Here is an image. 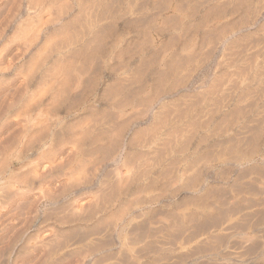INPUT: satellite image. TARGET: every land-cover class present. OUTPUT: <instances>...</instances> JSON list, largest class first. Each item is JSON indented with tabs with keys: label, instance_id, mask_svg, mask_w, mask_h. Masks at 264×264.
<instances>
[{
	"label": "rangeland",
	"instance_id": "1",
	"mask_svg": "<svg viewBox=\"0 0 264 264\" xmlns=\"http://www.w3.org/2000/svg\"><path fill=\"white\" fill-rule=\"evenodd\" d=\"M17 1L18 0H0V27H1L0 28V54L2 53L1 51H3L1 56L3 57V54L5 55L3 57L4 59L0 57V60H1L0 66L1 67H2V65H3V67H5L6 65L10 66L9 63H11V61H12L11 58L16 59L17 56H21L18 59H16V61L13 60L11 67H9L10 69L8 70V74H6V76L4 77L5 80L8 82L7 85L8 84L9 85L7 86V88L5 87V89L0 92V95L1 94L3 95L4 91H6V90H7V92H9L14 87V85H15L14 83H17V85L22 84V83H20V81L22 82L23 79H24L23 82L28 81L30 79L28 77V75L31 77V75H32L31 73H33V75L37 74V76H40V73L42 71H44V69H45L44 68L45 63L47 64V62L51 61L52 59L57 60L58 56L64 57V54H67V52H70V51H59V52L55 51L54 49L57 48V46H55L56 40H54L53 42H50L51 44L54 43L52 45L50 43H48V44H50V46H47L48 44L43 43V41L45 42V38H48L47 39L48 41L50 40L49 39L50 36H48V35H50L49 34L50 33L49 28L50 27L49 26L47 27V23L51 20L50 17H54L53 14H56V12L51 11L53 14L51 13L52 15L49 17V16H47L49 13H46L47 15L45 14V16H43L44 13H40L41 12L40 10L43 9L42 10V12H43L44 9L48 7L47 4H49L51 0H44V1L42 0L41 1L42 3L37 1V0H34L35 2H33V3H35V4H33L34 6L32 5L31 7L32 8L35 7V9H34L35 13H33V9L31 10L32 12L28 9L30 4H32L29 2L30 0H23V1L20 0V2H21L20 9L21 10L19 12L15 9L12 10L11 9L12 4H13L12 7H15L14 4L16 5L15 2H17ZM45 1L47 4L44 3ZM47 1H49V2H47ZM121 1H124V2H121L122 8H120V14L118 12V14L115 16L116 18H118L119 15H120V17L125 16L124 18H121V28L116 29L114 31L115 35L114 34H113V36L109 35V37L107 35V37H106V49H109L112 47H114V48L117 47L116 50L113 51L114 52L113 57L110 55V53H111L110 51L99 52L100 54L96 52V53H93L92 59H96V61H99L98 64H96L95 60L92 61V59H90L92 57L91 56L87 60L91 64L88 63L86 61V59H84V61L87 62L85 65H84V61L79 60L76 64L73 61L72 64L69 66L70 68H72L74 65V68H75V69L73 68L74 70L72 69L73 71H71V73L73 72L72 73L73 76L72 75H71L72 77L70 76L69 82H72L74 80H80L81 77L82 78L84 77L85 80H86V78L89 80L90 85L92 83L96 84L95 87H94V84L91 85V87L88 86L89 85L88 83H84L85 85L81 84V83L74 85V86L78 87L74 99H71V95L68 94V92H69L68 90H67V92H65L66 90L64 91L65 93H63V94H66L67 99L64 98L65 97V95H64V96H62L63 99L62 98L61 99L63 101L65 99V101L63 102L61 100L59 103L64 104V108H66V107L70 108L73 105L74 107L72 106L70 109L66 108L70 112H72V115L65 117L64 114H61V115L52 114V113L46 114V112L39 115V117L41 116L40 119H42V121L45 123V126H46L45 128H47L46 132H47V130L49 132L46 133L47 135L45 133H43V134L41 133L43 136L41 134H39L40 136H39L38 140H37L36 136H35L36 140L32 136L33 141L31 140V138H32L31 136H30L31 138L28 136L30 138V140H28V137L25 136L27 138H25V137H21L19 139H15V138L12 139L11 138L12 141H10L11 139L7 136L8 135L7 133H4L3 134L4 136L2 137V139H0L1 150L2 151L4 150L6 152V154L13 153L14 157H15L14 165L12 167V175L9 176V180L11 177H15V178L17 177L18 179L16 178L17 180L14 179V181H11V183H9V185L10 184L11 185L10 186L8 185L9 186L8 190L10 192H12L16 188V185L19 183V188L24 190V192H26V190H27L26 194L27 193L30 194V192L32 194V196L29 197V199L23 200V203L22 202L20 203L21 206L19 205V207H21L23 210L20 209V211H19V209H16L15 210L16 212L14 211V214L12 212H10V214L6 213L7 216L5 215L1 218L4 221L0 219V221L2 222V223L0 222V234H1L0 235L1 236L0 237V244H1L0 245V249H1L0 250V264H16L17 261H19V263L17 262V264H22L24 262H28V260H29L28 258H30V257H31V259L32 258L33 259L32 260L30 259L29 261H34V262L38 261L36 264H39V261H40V263L44 262V264H56V263H58V264H106V263L107 264H110V263L111 264H121V263L122 264H128V263L129 264H178V263L179 264H264V239H263L264 238V208H263L264 207V175L263 176H262V174L257 175V173H255L258 170L257 165L259 167L260 166L262 167L264 165V128H263L264 127V123H263L264 121L262 122V120H264V115L261 116L262 114H264V111H263L264 110V70H263L264 69V63L261 62L262 56L257 57L258 56L257 53L260 52L259 55H261V50L264 46V41H263L264 40V26L262 29L263 31L260 29L262 27V25H264V13L259 14V15L257 14V16H256V14L253 15L251 13V17L253 19H255L251 23V21L253 19L252 18L250 19V15L248 13L246 14V12H243V15H242L243 10H241V11L239 10V7H237L238 3L236 2V0L235 1L234 0H209V1L208 0H190V1L189 0H185V1L184 0L183 1L182 0H175V1H180L183 5L186 4L185 6H183L181 4L182 7H184L183 10H185V12L183 11V13L180 14L181 17H179L178 20L174 19V18H176V16H174V18L172 17L173 20H175V21L170 20V22L171 21H173V22H171V23L169 22V24H168L169 26H167V30H166L164 27V24L162 23L163 18L161 16L162 12L160 10V9L165 7L164 3L167 2L166 0L163 2L164 6H162V8L158 4L160 0H138V1L137 0H121ZM152 1H153V3H152ZM156 1L158 2V3H156L158 6H155L156 4H154ZM168 1H171V0H168ZM194 1L195 2L197 1V4H198L197 6H196V3ZM128 2H130V3H128ZM160 2L162 5V0ZM183 2H186V3H183ZM190 2H191V4H190ZM201 2H202V4H201ZM40 3H41L40 6H42V7H39ZM43 3H44V8L42 5ZM136 3L138 5H136ZM236 3H237V6H236ZM37 4H38V6H36ZM129 4H130V6H129ZM153 4H154V6H153ZM201 5H202V7H201ZM215 5L216 6L218 5L217 8L219 9V7H220L221 9L218 10ZM127 6L129 7V9ZM145 6H147L148 8ZM189 6H191V7H189ZM198 6H200V8ZM212 6L213 7L215 6V8H213ZM135 7H136V9H135ZM185 7H186V9H185ZM133 8L136 12L133 10ZM194 8H196V9L199 8V10L196 11L197 13L195 16L194 15L192 16L191 13L196 10ZM209 8H211V10H208ZM26 9H28L31 14ZM137 9H139V10H137ZM214 9H216V11L218 10V13H220V15H221L218 20L214 19L216 16L213 17L214 12L217 15V13ZM7 10H8V12H7ZM128 10H130L129 15L127 13H126L127 15H124L126 11L128 12ZM222 10H224V11H222ZM230 10H232V12ZM13 11L16 13V15H14L15 13ZM133 11H134V13H133ZM162 11H163V9H162ZM207 11L213 12V16H211V18H210L212 21L209 20L211 22H209V23L205 22V25H204V23H203L204 18H202V17H204L205 12H207ZM6 12L8 15L6 14ZM155 12H156V14H155ZM20 13H22V14H20ZM239 13H241V14H239ZM121 14H123L124 16ZM150 14H152V15H150ZM159 14H161V15H159ZM245 14H246V17H245ZM11 15H13V16H11ZM26 15H28L29 20L27 19ZM241 15L244 18H242ZM247 15H249L248 18H247ZM30 16L31 17L36 16L37 19H38V17L40 19V20L38 19L39 20V22H38L36 20V17H34L33 18L34 22L33 23L29 22V23H32V25L34 23L36 25L43 24L42 20H43V22H45V25L43 27H41L42 25L40 27L38 26L40 28V34L38 33V35H40V39H39V36L35 34V33L39 32V29L37 26L31 28L32 32L35 30L33 32L34 34L30 31V29H28V31H30V32L29 33L27 32L28 34L32 33V35H29L30 38L34 37L35 35L38 36L37 40H40V42L38 41L39 43L36 40H35V42L31 41L30 43H28V41H27V43H26V39H29V41H30V38L26 37V36H28L26 33H24V36H22L23 35V34H21L22 32H19V29H17L18 27L20 29L23 27V29L24 30L26 29L25 31H27V27L31 26V25L26 24L28 22H26L25 19H27V21H31L32 18H29ZM158 16H160V17H158ZM178 16L179 15H177V17ZM182 16L183 17L188 16V18L184 19ZM133 17L135 19L137 17H138V19H140V17L143 19V21L141 20L142 23L140 20L136 19L137 22L140 21L139 22L140 26L135 25V24H139V23H135L136 21L134 20ZM199 17L202 19H200ZM212 17H213V19H212ZM46 18L47 19L50 18L49 21L45 20ZM131 18H133V20H131V23L129 22V25L130 24L131 25L127 26V24H128L127 22H128V20L130 21ZM181 18H183V19H181ZM245 18L247 19L246 20L247 22L243 21V25H241V23H242L241 20H245ZM238 19L241 21L240 23H239ZM20 20H21V22H22V20H24V23H21ZM149 20L151 22H149ZM181 20H183V21L181 22ZM19 22L21 24H19ZM132 22H133V24H132ZM201 22H202V24L200 25L199 23H201ZM173 23L177 24L178 26H174ZM180 23H181V25H180ZM192 23H193V25H196V26L193 27ZM224 23L226 26L228 25L229 27H232L231 24H234V27L231 30V32H230L229 27L225 26V28L229 29V31L226 29L227 32H230V33H227L225 30V32L227 33V34L223 33L225 36L223 34H221V31H219V30H224ZM226 23H229L230 25L226 24ZM260 23H261V25H260ZM35 24L33 26H35ZM20 25L22 27H20ZM219 25L222 27V29ZM136 26H137V29H135L136 30V32H135L134 28H136ZM144 26L145 27L147 26V27L143 30L142 27H144ZM148 27L149 28L151 27V29H149ZM160 27H163L165 29V31L162 29L160 32ZM131 28H132L133 32H135L134 35H133ZM45 29L46 30L48 29V30L46 31ZM148 29L150 30V34H148L149 33ZM184 29H186V30H184ZM190 29H192V30H190ZM24 30H23V32H25ZM36 30H38V31L36 32ZM146 30H147V34L149 36L151 35V37L153 39L158 38L159 41L156 42L157 46L156 45L153 46L156 49L152 50L148 54L143 55L140 51L141 45H139V44L144 39V38H141L140 36L144 37V31H146ZM215 30L217 33L215 32ZM137 32L140 33V35ZM162 32L164 33L163 35L161 34ZM116 33H117V35H116ZM159 33L161 35H159ZM141 34H143V35H141ZM215 34H216V36L218 34L217 37H219L220 34L223 35L224 37L222 36V38L221 37L217 38L215 36ZM246 34H248V35H246ZM118 36L121 37L120 38L121 40L117 39V38H119ZM11 37H13V38L11 39ZM22 37H24V39ZM34 38H32V40ZM51 38L54 39V37H51ZM138 38L142 39V40H140V42H138L139 41ZM20 39H21V41H20ZM161 39H162V42L164 44L166 42V43H169V45H171V46L166 44V46L164 45V48L161 51H160V49L157 50L159 48L158 45L161 43ZM184 39H186V40H184ZM18 40L20 43L17 42ZM47 40H46V42H47ZM116 40H118L119 42ZM173 40H175V42H173ZM13 41H15L17 43H15ZM230 41H232V42H230ZM110 42L114 46H112ZM117 42L120 44L121 48H119V46H117V45H119V44H117ZM31 43L33 46L29 47V45H27V44H31ZM137 43H138V45L135 46V44H137ZM239 44H240V46H239ZM258 44H260V45H258ZM39 45L46 46L45 48L46 49L49 48V50L51 48L50 53L48 51H46L47 53H49V55H51V52H53V51H54V53H56V52L57 53L52 54V56H49L47 53H45V56H44V54L42 55V53H40L42 55V58L45 59L46 55H48V57H50V58L46 57L47 59L44 62V64H43V60H41L42 63H40V61H39V63H37L38 61H36V60L37 59L40 60V57H41L39 54H36L39 51L35 52L32 50L33 51L32 52L29 49L30 48H38V47L40 48ZM18 48L20 50L22 49L23 52H24L25 48H27L28 50L25 49V52H24L25 55L23 56V54H22L23 52L20 53L21 51ZM41 48H43V47H41ZM132 48H134V49H132ZM119 49L121 51L125 50V51L121 52L122 55H120V56L117 55V54H119V53H117V51H119ZM4 50H5V52H4ZM42 50L43 49H41V51ZM44 51H43V53H44ZM126 51H127V53L128 52H130V53L127 54ZM62 52H63V54H62ZM134 52H136L137 55ZM176 52H177L178 56H176ZM70 53H68V54L73 56L72 54H74L75 52H72V54H70ZM195 53L196 54L198 53V54L196 55ZM15 54H16V56H15L16 58H14ZM31 54H33L32 57L34 56L32 60H31V57H29V56H31ZM179 54H180V56H182V55L183 56L180 57ZM184 54L186 56H184ZM192 55H194V56L192 57ZM254 55H256L257 59H255L253 57ZM35 56L37 57L36 60H34ZM102 56L103 57L105 56V57L102 58ZM175 56H176V58H175ZM188 56H191V57H188ZM248 56L252 59L254 58V60L251 59L252 60L251 63L253 62V64H254V62H255L254 65L251 63L249 64V60H248V62L246 61L247 59H249ZM67 57H68V55H67ZM141 57L145 58L146 61L147 60L148 61L145 63L144 62L145 59L141 60L142 59ZM179 57L182 60H180ZM183 57H185V58L183 59ZM73 58H72V60H74ZM130 58L132 61L129 60ZM171 58H173V61ZM174 58L175 59L178 58L179 64H183L181 67L182 70H180V68H179L180 65L179 64L177 65L178 62L174 63V61H177ZM186 58H187V60H186ZM191 58H193L194 60ZM70 59H71V57H70ZM112 59H114V60H112ZM189 59H190V61H192V60L193 61L188 62ZM259 59L261 60L260 62H258ZM27 60H29V61H27ZM183 60L185 61L184 63H182ZM243 60H245V61H243ZM33 61L34 62L36 61V63L38 65L35 64ZM171 61H172L171 65L176 64L177 66H179V67H177V66L173 65L174 67L178 68V69L176 68L175 70L181 72L179 75H177L178 72H174L175 70L171 66L169 67L170 70L168 69L169 71L166 70L168 68V66L170 65ZM236 61H238V63H240L239 65L242 64L241 65L242 67L247 65L246 67H244V69L242 68L244 71L242 69H240L242 71L241 72L242 74L239 73L240 70H238L236 68V66L238 65V63ZM241 61L245 62V64L241 63ZM25 62H26V64L27 63H29V64L27 66H25ZM80 62L82 63L83 66L80 65L81 64ZM231 62H233V63H231ZM235 62L237 64L236 66H235ZM68 63L70 64V62H68ZM68 63L64 61V65L66 66V68L69 65ZM150 63L151 64L155 63V64L151 65ZM246 63H248L249 66ZM31 64H34V65H32V67L36 66V68H39L40 72H38V69H36L37 70V73H36L35 72L36 70L32 68L33 71L34 70L35 71L31 72L30 73L31 75L26 73V72H29L27 68H29L31 66ZM41 64H43V65H41ZM94 64H96V66L101 64L100 65V67H101L100 71L97 70L100 67H96L97 69L95 67H92V66H94ZM230 64H232V65H230ZM21 65L24 66L25 68L22 67ZM40 65L42 67H40ZM250 65H252V67ZM137 66H140V67L136 68ZM145 66H147V68ZM241 66L239 68H241ZM77 67H79V70L75 71L76 69H78ZM83 67H86L84 69V72H83L84 74L81 72V71H83ZM88 67L90 70L88 69ZM249 67H251V68H249ZM93 68L95 71L94 76L92 73ZM171 68L173 71H171ZM253 68H254V70H253ZM259 68H260V70H259ZM7 69H8V67H7ZM32 69H31V67L29 68V70H32ZM86 69H87V71H85ZM132 69H133V72L131 71ZM163 69H164V71L166 70V73H169V72L170 73L174 72V73H173V75H172V73H171V75L170 74L167 75L163 71ZM23 70H26L24 72L27 75L23 72ZM134 70H137V72L136 71L134 72ZM261 71H263V72L261 73ZM131 72L135 73L134 74L135 76ZM130 73L132 75H129ZM175 73H176V75H175ZM217 73L220 75H218ZM89 74L91 76H89ZM140 74H144V75L140 76ZM158 74H159V76H157ZM161 74L167 75V78H166L167 82L164 81L165 78L163 79V77H165V76L162 77ZM15 75H17V76H15ZM222 75H225L226 78L223 77V78H225V80L222 78ZM27 77L29 79H27ZM124 77H129V78H124ZM136 77H137V80L135 79ZM170 77H171V79L169 80L168 78H170ZM216 77H217V81H216ZM16 78H18L19 80ZM154 78H156V79H154ZM175 78H178L179 80L175 79ZM182 78H183V80H181ZM96 79H97V81H95ZM117 79H118V81H117ZM138 79H139V81H138ZM173 79H175V80H173ZM158 80L161 82L160 84H159ZM162 81H164L163 84H162ZM174 81H176L175 84H177L178 87L174 84ZM177 81H178V83H177ZM69 82H68V84L70 85V90H71L72 83L70 84ZM215 82H216V84H213ZM218 82L220 84L219 87H218V85H219ZM41 83L44 84L43 82H41ZM41 83L39 85L37 84L38 86H36V88H39L40 90L36 89L34 87L33 92L39 93L42 90L40 88L43 86ZM60 83H61V81L59 82V86L63 85ZM127 83H129V84L131 83V84L129 85ZM165 83H167V85ZM246 83L247 84L249 83V84L247 85ZM64 84H65V82H64ZM173 84H174V87L176 86L175 87L176 89L175 88H174V90L170 89V91H169L168 89L170 87L172 88ZM211 84L216 85V87L213 86L212 90H211V88H212ZM144 85H146V86H144ZM163 85H164V87L165 86L166 87L163 88ZM92 86H93V88H92ZM56 87H57V84H56ZM114 87H115V89H118V92L113 90ZM158 87L160 89H163V90H160ZM208 87L210 90L208 89ZM42 88L44 89V87H42ZM154 88L158 89V90L156 91ZM81 89H83V90H81ZM88 89L89 90L91 89V90L89 91ZM132 90H133V92L134 91L135 92L137 91V92L133 93ZM142 90H144V91L141 92ZM158 91H160L162 93H159ZM210 91H212V92H210ZM120 92H121V94H120ZM138 92H140V93H138ZM154 92H156V94ZM104 94H106V96ZM118 94H120V95H118ZM132 94L133 95L136 94L135 95L136 97L135 96L133 97ZM146 95H151L150 97L153 98V100L151 98H149V96L147 97ZM152 95H153V97H152ZM184 95H186V96H184ZM145 96L151 100H149L147 98L145 100V98H144ZM156 96H158V97H156ZM165 96H167L166 99H165ZM207 97H208V99H207ZM118 100H121V101H118ZM122 100H123V102H122ZM139 100H140V102H139ZM141 100H144V101H142V103H141ZM167 101H169L170 104L172 102V105H170V107H172L174 105V106H176V108L173 106L172 107L173 109L171 108L172 110L171 109L168 110L170 107H169V103ZM173 101L177 105H175V103ZM120 102H122V104H124V103L126 104V102H127L129 105L124 104L123 105L124 108H122L123 106L122 107L120 106V105H122V104H120ZM208 102H210V103H208ZM74 103H76V104H74ZM116 103H118V105ZM164 103L166 106L168 104L167 107H169V108H167V110L164 107L165 106ZM115 104H116V106H115ZM137 104H139V105H137ZM237 105H239V108H237L238 107ZM160 107H164L165 109L161 110ZM235 107L239 111V113H238L239 117L236 115V111L235 112L230 111L231 108L234 110ZM200 108H202V109H200ZM227 111H229V113L227 114L228 115L227 119L229 118V120L231 122L234 121V120L233 121L231 120L234 116L237 117V118H235V121L233 122V123H235L234 125H233V123L230 122V127H229V125L224 126L226 124L223 123V124H221V127L223 130L221 129V127L219 125H218V129H217L216 124H213V125L211 124L210 126L207 125L209 123V121L212 123H213V121H215L214 123L219 122L220 121L219 119H222V115L224 113L226 114ZM240 111H241V113H240ZM102 112H105V113L102 114ZM187 112L188 113L190 112V114H188ZM87 113H88V115H86ZM230 113H233L234 116L232 115L233 117L232 116L230 117ZM165 114H166V116H165ZM184 114H186L188 116L190 115L191 118L194 116L192 118L193 120L190 121L191 118L188 116H185ZM241 114H243V115H241ZM256 114L258 115L257 117L254 116ZM102 115H103V118H102ZM104 115H105V117H104ZM114 115H115V117H114ZM79 116H80V119L84 122V124L82 122L83 128H82V126H80L81 128L78 126L82 131L81 134H84L83 133L84 129L87 133L85 135V136H87V139L85 136L84 137L82 136L83 138L86 139V141H85V139L82 141L83 145L80 142V140H82V139H80L81 135L77 134L78 133V130H76L77 125H75L76 129L74 128L76 130V132L74 130L72 131L71 129H69V130H71L72 132L69 130H68L69 131L68 132L66 129V128L70 127L71 125H74V123H77V124L80 123L79 122ZM83 116L85 117L84 118L85 120L82 118ZM97 116H100V117H97ZM106 116L109 118V120L107 119ZM112 116H113V118H112ZM116 116H118V117H116ZM86 117H88L87 121H86ZM89 118L90 119L92 118V119L90 120ZM99 118L101 121L99 120ZM185 118H186V120H185ZM96 119L101 124L98 121H96ZM207 119H208V121H207ZM92 120H94V123L91 122ZM102 120H103V122H102ZM122 120L123 121L126 120V121L123 122ZM159 120L160 121L163 120V121L160 122ZM194 120L195 121L197 120L196 122H198V123H196ZM205 120L207 123L205 122ZM251 120H252V122L254 120L255 121L252 123ZM72 121H73V123H71ZM165 121H166V123H165ZM259 121H260V123H259ZM89 122H90V124H89ZM116 122L118 123V125L116 124ZM153 122L154 123L156 122V124H154V127H152ZM189 122H191L190 123L191 125L189 124ZM192 122L195 123V125H196L195 128H194ZM255 122H256V124L258 122V124H257L258 126L255 124ZM44 123H43V125H44ZM47 123H48V126L46 125ZM59 123H61V124H59ZM95 124H97V125H95ZM98 124H100V126ZM186 124H189L190 127L192 126L193 128L191 127V129L196 130V132L193 130L192 135L189 132L186 135H182V132L184 130L186 131L187 127H188V129H190L189 125L187 126ZM202 124L203 125L205 124L204 125L205 127ZM227 124H229V121ZM260 124H263V125H260ZM64 125H68V126H65L66 127L65 128ZM78 125H81V124H78ZM157 125H159L158 128H157ZM249 125H250V127L251 126L252 127L250 128ZM254 125H255V127H254ZM84 126H85V128H84ZM116 126H119V127L122 126L121 128H123V131L121 128H118ZM184 126H186V128L182 130L181 127L184 128ZM256 126L257 127L262 126V127H259L257 129ZM88 127H89V130H88ZM114 127L117 128L118 135H119L120 129L123 132V134L121 132V136L119 135L120 139H117L118 136L116 135L117 132H116V129ZM178 127H180V129L182 130L181 133H180V131L178 132V129H177ZM224 127H226V130L224 129ZM231 127H233V128H231ZM90 128L93 129V133L91 132L92 130H90ZM103 128H104V130L111 128L110 130H107L108 131L107 134L110 135L109 136L110 139L113 135V139H111V141L113 140V141H115V143H112L110 141V139H108L109 137L105 138L107 135L106 130L104 131L105 135H104L103 131H100ZM155 128H156V130H155ZM60 129H61V133L63 135H61L58 132V131H60ZM64 129H66L65 132H64ZM152 129L155 131L152 132L153 131ZM228 129H230V130H228ZM97 130L100 132L97 133L98 132ZM172 130H175L174 133L177 130V133H178L177 136H175L176 134H173L174 135L173 139H175V140L168 139V137L172 138L170 136H173V135H171V133H173ZM220 130L222 132V133L220 132L221 134L218 132ZM81 131H79V132H81ZM109 131H110V133H109ZM251 131H254V132L256 131V132L254 133ZM89 132L92 134H90ZM260 132H261V134H260ZM57 133L59 134L58 136H57ZM74 133L76 134V137H77V135L80 136V137H78V140H76L75 136L74 137L72 136V135H74ZM100 133L101 134L103 133L101 137L99 136ZM111 133H112V135H111ZM133 133H135V134H133ZM136 133H138V136L142 133L141 136L143 137V135H145V137H143V138L138 137V136H136ZM179 133L182 136H186V138L189 137V139L182 137V140H181V138H180L181 136L179 135ZM31 134L32 133H30V135ZM93 134H95L96 136H93ZM250 134L252 137L249 136ZM254 134L258 135V136H256L257 138H253V137H255ZM60 135L63 137V140L65 138V140H64L65 142L63 140H61L62 137ZM187 135H189V136H187ZM103 136H105V137H103ZM92 137H94V138L99 137V138L96 140L95 139L93 140ZM134 137H136V138H134ZM176 137H177V140H176ZM229 137L235 139L236 141L238 140L239 143H241V141H242V143H241V145H239V147L244 146V149H246V150H244L242 147L241 148L242 150L239 149V151L240 150L242 152L246 151L245 152L246 154H244V155H248L250 153V152L248 153V151L252 150L253 146H257V145H255L257 143L258 144L257 149H259V151L257 154L253 155L254 157H256V160L254 162H236L233 160L235 163L233 161H229L226 163L216 162L215 158H217L218 152L220 151L219 153H221V150H222V148H220V146L222 145V147H223V145H225L224 142H226V146L229 144L231 145V139ZM242 137H243V139H242ZM250 138L252 141H254L255 139H258V138H259V140L257 142L255 140L256 143H254L250 140ZM89 139H92V141ZM99 139H101V141ZM104 139H107L108 141L104 140ZM140 139H141V141H140L141 143H139ZM166 139H168L169 141ZM185 139H186V141H185ZM233 139H232V142H233ZM248 139L252 142V143L250 142L249 145L247 144L249 142ZM5 140H8L6 142H9L8 144L12 145L13 147L12 146L10 147V145L5 146L7 144V143H5ZM26 140L28 141V143L26 142ZM97 140H98V142L99 141L100 142L96 143ZM227 140H230V143ZM235 140H234V143L232 145H235ZM29 141L30 142L32 141V143L30 144ZM74 141H78V144H76ZM89 141H91V142H89ZM173 141H175V142H173ZM46 142L50 145V147H48V149H46V150H43L42 146ZM66 142H68V143H66ZM72 142L74 143L75 147H76V145H79V143H80L81 149L79 147H76L78 149L74 150V147H72L73 146ZM92 142H93V144L96 143V144H99L100 146L102 145L101 148H103L102 149L103 151L101 150L99 145H98L99 149H96L97 145H95V144L92 145ZM106 142L111 145L112 149L109 147L110 146L109 144L107 145ZM167 142L168 143L171 142V143L168 144ZM238 142H236V143H238ZM24 143H26V144H24ZM89 143H91V144H89ZM136 143H138V144H136ZM103 144H104V146H103ZM84 145L86 148L84 147ZM87 145H90V147L89 146L87 147ZM91 145H92V147H91ZM113 145L116 146L117 148L114 147ZM52 146H53V149L55 151L52 149ZM166 146H169V147H166ZM226 146H225V148H226ZM249 146H250V148H249ZM7 147L8 148L10 147V150H8ZM29 147H31V148H29ZM82 148L85 149L84 153L88 152L89 154L87 153L88 155H84L82 153L83 152ZM91 148L95 149V150H93L94 151L93 153L95 155L92 154V152H89V151H92ZM225 148H224V152L226 150ZM86 149L88 150L87 152H86ZM148 149L151 151H149ZM162 149H163V152H162ZM254 149L255 148H253V151H254ZM71 150L73 151V153L71 152ZM50 151H52L53 153H50ZM62 151L63 152L65 151V152L63 153ZM99 151H101V152H99ZM104 151L105 152L109 151V152L105 153ZM253 151H252V154H253ZM40 152L42 155L40 154ZM56 152L58 155L56 154ZM102 152L105 154L104 155L101 154ZM145 152H146V154H145ZM49 153H50V157L48 156ZM222 153H223V150H222ZM46 154H47V158H46V156H44ZM241 154H243V153H241ZM68 155H70V156H68ZM157 155H159V156H157ZM42 156L44 159L42 158ZM65 156H67L68 158ZM70 157H72V158H70ZM152 157H154V158H152ZM37 158H39V159H37ZM53 158H55L56 160L55 159L53 160ZM61 158H63V159H61ZM156 158H157V160H155ZM67 159H69L68 160L69 162L67 161ZM144 162L145 163L147 162L148 165L145 164ZM39 165H41V166H39ZM56 165H58V167ZM252 165H254V167H251ZM131 166H132V169H131ZM34 167H36V168H34ZM149 168H150V171H149ZM136 170H137V172H136ZM127 171H128V173H126ZM241 171H242V173H241ZM184 172H186V173H184ZM225 172H227V174ZM240 173L242 174V176ZM14 174H16V175H14ZM127 174H130V175L127 176ZM223 174H225V175H223ZM239 174H240V176H239ZM116 175L119 178H116L117 177ZM219 175H220V178H219ZM31 177H32V179H31ZM127 177H129V180L127 179ZM226 177H228V180H226ZM243 177H245V178H243ZM19 178H20V181H19ZM21 178L23 180L25 179L24 182H23V180H21ZM137 178L139 180H137ZM224 178H225V181L223 180ZM170 179L171 180L173 179L174 181L173 180L171 181ZM239 179H241V180H239ZM122 180H124V181L128 180V182L126 181L125 186L120 185V184L125 183ZM21 182H23V183L21 184ZM25 182H26V184H25ZM121 182H123V183H121ZM145 183H146V185H145ZM173 184H175V185H173ZM233 184L236 185L237 188H235L236 186H234ZM255 184H257V185H255ZM150 185H151V187H150ZM211 185L213 187H211ZM128 186H130V187H128ZM219 186H221V187H219ZM10 187H12V188H10ZM246 187L250 188L251 190H249ZM123 188H125V189H123ZM212 188H214V189H212ZM220 188H223L220 190L221 192L219 191ZM224 189H226V191ZM233 189H235V190H233ZM242 189L243 190L245 189L244 192L240 191ZM125 190H127V191H125ZM210 190H213V191H210ZM216 190H218V191H216ZM237 191L239 193L241 192V194H239ZM247 191H248V193H247ZM249 191H250V193H249ZM253 191H255V192H253ZM106 192H108V193H106ZM122 192H123V194L130 193V195H129L130 197L127 196L126 194H125L126 196L122 195ZM134 192L136 193V195H134L135 194ZM210 192H212L213 194L215 192V194H214L215 197L217 199H219L221 197L222 199L220 198L219 200H217L216 198H214V195ZM251 192H253V194ZM140 193H141V195H140ZM35 194H37V195H35ZM210 194H212L213 196ZM216 194L218 196H216ZM219 194H220V197H219ZM107 195H109L110 197L109 196L107 197ZM112 195H113V197H111ZM132 195H133V197H131ZM33 196H35L34 201L37 198H38V200L35 201V203H36L35 208L33 210L30 209V211H29V208H31V207H28L30 203H26V205H25L24 202H28V200H31L30 202H32ZM104 196H106L107 198L106 197L104 198ZM120 196H122V198H124L126 200L128 199V202H131L132 201L131 199H133L132 202L134 203L135 200L139 199V201L144 200V201L150 202V203L147 204L141 210L140 209L133 210L132 216L127 218L128 222L126 221L124 223H120L118 225V227H117L116 223L114 224V223L110 222L111 223V225H110V224H108L107 221H106L107 223L104 222L101 224L99 222L102 220H99V219H98L99 225L97 224V226H98L97 227L95 225V223L97 222V221H95V218H98V217L100 218V216L102 218L104 216L106 219V217H108L107 216L108 213L106 212V210L108 211L111 208H113L114 207L113 205L117 201L116 198L119 199ZM206 196H208V197H206ZM140 198H141V200H140ZM199 198H204L205 200L204 199L198 200ZM231 198L233 200H235L237 203H235V201H233ZM129 199L131 201H129ZM147 199L148 200L150 199V200L148 201ZM192 199H194V200L196 199L195 202ZM197 201H199V202H197ZM225 201L226 202L228 201L229 203L228 202L226 203ZM224 203L226 205H224ZM95 204H97V205H95ZM106 205H108V206H106ZM223 205H224V207H223ZM227 205H229V208ZM237 205H239V209L235 210V208H237V207H234V206H237ZM210 206H212V208ZM85 207L87 209H85ZM208 207L211 209H209ZM225 207H227V208H225ZM217 208L220 210H217ZM222 208H225L226 210L222 209ZM73 209L77 211V213H75L76 216L78 217L79 214H82L80 216L83 219H81L80 216H79L80 218L75 219L74 217H76V216L73 217L71 215V214H73V211H74ZM77 209L81 210V211H78ZM221 209H222V211L223 210L224 211L222 212ZM230 209L233 212L232 211L230 212L229 211ZM262 209H263V211H262ZM134 211H136V212H134ZM216 211L219 213H217ZM78 212H79V214H78ZM221 212H222V215H221ZM252 212H254V213H252ZM17 213L19 215H17ZM90 213H91V215H90ZM209 213L211 214V216ZM212 213H213V215H212ZM229 213L231 216L229 215ZM75 214H73V215H75ZM223 214L224 215L226 214L225 215L226 217ZM70 215L72 217H70ZM134 216H135V218H134ZM222 216H224V218ZM87 217H90V218H87ZM104 217H103V219H104ZM191 217H192V219H191ZM220 217H222L223 220L220 219ZM71 218L74 219V220L72 219L74 223L72 222V220H71V223L69 222V220ZM132 218H134L135 220ZM91 219H93V220H91ZM77 220H79V221H77ZM25 221H27V223L29 222V224H27ZM225 221H226V223H225ZM187 222H189V223H187ZM100 224H101V226H100ZM112 224H114L116 228ZM230 224H231V226H230ZM215 225L217 227L218 226H220V227L217 228ZM94 226L97 227V228L95 227V229L98 230V228H99V230L96 231L94 229ZM147 226L148 227L151 226L150 228H152V229H150V231H148L149 228L147 229L146 228ZM90 227H91V229H90ZM143 227L145 229H143ZM155 227H156V229H155ZM198 227H200V228H198ZM92 228L95 231H93ZM228 228H229V230H228ZM146 229L148 232L145 231ZM42 230H44V231H42ZM52 230H54V233H56L55 236L54 235L48 236L47 233L52 232ZM75 230H77V231H75ZM154 230H156V231L154 232ZM99 231L101 233H98ZM206 231H207V233H206ZM61 232H62V234H61ZM212 232H214V233H212ZM257 232H258V234H257ZM145 233L146 234L150 233L153 236V238L152 239L150 238L147 240L144 239V238H146ZM167 233L170 235H167ZM60 234L62 236H60ZM128 234H130V235H128ZM154 234H156V235H154ZM163 234H164V236H163ZM42 235L48 236V238L45 236V238L47 239L45 242H43L45 244L40 243V242H42V239H44V237ZM157 235H160V237H163L164 239L157 237ZM178 235H180V236H178ZM197 235H198V237H197ZM154 236H156V237L154 238ZM166 236H168V237H166ZM169 236H172L174 239L172 237H169ZM13 237H14V239H13ZM61 237H62V239H61ZM124 237H126V238L132 237V239H135V241H137L136 238L138 239L139 243L138 242L135 243V241L131 240L133 242L132 243L131 241H129L131 238L127 239L128 242L133 244L132 250L137 249L136 251H133V253H132V254H134L132 256H134L135 258H133L131 256L130 251H129V254L125 253V250L127 252V249L123 248V246H124L123 243L126 242L127 240L124 241V239H125ZM140 238H141V240L143 239L142 242L139 241ZM157 238L159 239L158 242L161 245L156 241V240H158ZM202 238H203V240H202ZM35 240H37V241H35ZM51 240L53 243L51 242ZM92 240H93V244L90 243ZM154 240L156 242H154ZM176 240H179V241H176ZM33 241L36 243H34ZM86 241L87 242L90 241V242H88V244L89 243H90V245L92 244L91 245L92 252H91L90 245L88 246ZM174 241H176V242H174ZM77 242L81 243V244L85 243L87 245L85 247L84 246L85 244H83L82 245L83 247L80 246L82 248H79L77 250L76 249H70V248L67 249V246L72 245V243L76 244ZM61 244H63V245H61ZM147 244H149V245H147ZM47 245H49V246L47 247ZM93 245L94 246H101L103 248L100 250V252L99 251H93V248H94ZM150 245H152V246H150ZM154 245H155V248H153ZM44 246H46V249ZM159 247L161 249L159 251H163V252H159L158 250H155V249H158ZM161 247L164 248V250H162ZM84 248H86V249L89 248L90 251H89V249L86 250ZM173 248L175 250L176 249H178V250H176V251L172 250ZM83 249H84V251H83ZM121 249H123V250L120 251ZM167 249H168V251H167ZM132 250H131V252H132ZM140 250H141V252H140ZM66 251H68L69 253ZM79 251L82 254L79 253ZM155 251H156V253H155ZM120 253H121V255H120ZM123 253H125V254H123ZM135 253L136 254L138 253L137 256ZM187 253H189V254H187ZM26 254L27 255L29 254L28 255L29 257ZM37 255H38V257H37ZM140 256L142 257V259ZM65 257H66V259H65ZM138 257H139V259H137ZM15 258L17 259V261ZM35 258L37 261L35 260ZM64 259H65V261H64ZM76 259H78V260H76ZM117 259H118V261H117ZM136 259H137V261H136ZM107 260H109V261L107 262ZM133 260L135 263L133 262ZM79 261H81V262H79ZM34 262H28V263L33 264Z\"/></svg>",
	"mask_w": 264,
	"mask_h": 264
},
{
	"label": "bare ground",
	"instance_id": "2",
	"mask_svg": "<svg viewBox=\"0 0 264 264\" xmlns=\"http://www.w3.org/2000/svg\"><path fill=\"white\" fill-rule=\"evenodd\" d=\"M21 1H23V0H21ZM37 1L41 2L42 0H37ZM43 1H44V0H43ZM60 1L62 2V0H60ZM64 1H66V0H64ZM68 1H69V0H68ZM88 1H89V0H88ZM90 1H91V0H90ZM92 1H93V0H92ZM95 1H96V0H95ZM101 1H102V0H101ZM101 1H100V2H101ZM108 1H109V0H108ZM113 1H114V2H113ZM137 1H138V0H137ZM160 1H161V0H160ZM160 1H159V3L156 1L154 4L158 3V4L161 6V8H162V6H164V4H165V7L162 8L163 11H162V9H160L161 12H162V15H161V14H159V15L162 16V18H163V22H162V23L164 24V27H165V29L167 30V26H169L168 24H169L170 20H173L174 16H176V18H174V19H177V20H178V18L181 17L180 14H182L183 11L185 12V10H183V9H184V7H182L183 4H182L180 1H175V0L168 1V0H166L167 2L163 4V2H164L165 0H162V5H161V2H160ZM182 1H183V0H182ZM184 1H185V0H184ZM189 1H190V0H189ZM208 1H209V0H208ZM234 1H235V0H234ZM29 2L32 3V4H30V6H29L28 9H29L30 11L33 9V13H35V12H34V11H35V10H34L35 7H33V8L31 7L33 4H35V3H33V2H35V1H34V0H32V1L30 0ZM47 2H49V1H47ZM50 2H51V1H50ZM54 2H55V4H56V1H55V0H54ZM54 2H51V4L54 3ZM58 2H59V0H58ZM96 2H97V1H96ZM104 2H105V1H104ZM109 2H110V1H109ZM109 2H108V3H109ZM112 2H113V4H112V6H113L115 2H119V1H118V0H112L110 3H112ZM120 2H124V1H121V0H120ZM135 2H136V1H135ZM148 2H149V1H148ZM194 2H195V1H194ZM206 2H207V1H206ZM229 2H230V1H229ZM236 2L238 3V6H237V3H236V6L239 7V10H240V11L243 10V11H242V15H243V12H246V14L248 13V14L250 15V19L252 18V17H251V13H252L253 15L256 14V16H257V14L259 15V14H263V13H264V0H236ZM11 3H12V2H11ZM15 3H16V5L14 4L15 7H12L13 4H12V6L10 5V6H11V9H12V10L15 9V10H17V11L19 12V11L21 10V9H20V7H21V2H20V0H18V1L15 2ZM41 3H42V2H41ZM41 3L39 4V7H42V6H40ZM44 3L47 4L46 1H45ZM44 3L42 4V5H43V8H44ZM62 3H63V2H62ZM62 3H61V4H62ZM84 3H86V2H84ZM84 3H83V4H84ZM90 3H91V2H90ZM90 3H89V4H90ZM98 3H99V0H98ZM108 3H107V4L105 3V4H106L105 6H107V5L110 6ZM128 3H130V2H128ZM131 3H132V2H131ZM152 3H153V1H152ZM183 3H186V2H183ZM195 3H196V6H197V5H198V4H197V1H196ZM217 3H218V2H217ZM217 3H216V4H217ZM28 4H29V3H28ZM55 4H54V5H55ZM89 4H88L87 6H89ZM121 4H122V3H120V4L118 3V4H117L118 6H117V5H114V6H116V8H118V7L122 8V5H121ZM150 4H151V3H150ZM154 4H153V6H154ZM181 4H182V5H181ZM187 4H188V3H187ZM190 4H191V2H190ZM190 4H189V5H190ZM199 4H200V3H199ZM201 4H202V2H201ZM233 4H234V3H233ZM47 5H48V7L45 5L47 8H45L43 12H42L43 9H41V8H40V9H41V10H40L41 12H40V11H39V12H40V13H44L43 16H45L46 13H49L50 15H49V14H48V15L46 14V15L50 17V16L53 14L51 11H53L54 8L51 7V6H49L50 3L47 4ZM58 5H59V4H58ZM58 5H57V6H58ZM63 5H65V4H63ZM79 5H80V4H79ZM97 5H98V4H97ZM99 5H100V4H99ZM120 5H121V6H120ZM123 5H124V4H123ZM136 5H138V4L136 3ZM141 5H142V4H141ZM151 5H152V4H151ZM185 5H186V4H185ZM185 5H183V6H185ZM193 5H194V4H193ZM22 6H23V5H22ZM33 6H34V5H33ZM36 6H38V4H37ZM59 6H60V5H59ZM59 6H58V7H59ZM61 6H62V5H61ZM81 6L83 7V5H81ZM81 6H80V7H81ZM84 6H85V5H84ZM108 6H107V9H109ZM112 6H110V8H111ZM114 6H113V8L115 9ZM129 6H130V4H129ZM155 6H158V5L156 4ZM194 6H195V5H194ZM196 6H195V7H196ZM215 6H216V5H215ZM215 6H214V7L212 6V7L215 8ZM50 7L52 8L51 10H50ZM54 7H56V6H54ZM58 7H56V9H57ZM89 7L91 8L92 6H89ZM93 7H95V6H93ZM97 7H99V6H97ZM127 7H128V6H127ZM136 7H137V6H136ZM136 7H135V9H136ZM145 7H147V6H145ZM145 7H144V8H145ZM189 7H191V6H189ZM198 7L200 8V6H198ZM201 7H202V5H201ZM212 7H211V8H212ZM217 7H218V5L216 6V8H217ZM26 8H27V7H26ZM30 8H31V9H30ZM69 8H70V6H69ZM69 8H68V9H69ZM86 8H87V7H86ZM86 8L84 7V9H85L84 11L87 10ZM130 8H131V7H130ZM137 8H138V7H137ZM147 8H148V7H147ZM199 8H198V9L194 8V9H196V10L193 11V12L191 13L192 16H193V15H194V16L196 15V13H197L196 11L199 10ZM211 8H209L208 10H211ZM213 8H212V9H213ZM235 8H236V7H235ZM24 9H25V8H24ZM28 9H26V10L30 13V11H29ZM59 9H61L60 11H62V10L65 11L67 8H66V6H64V9H62V7H60ZM88 9H89V8H88ZM96 9H98V8H96ZM125 9H126V8H125ZM128 9H129V7H128ZM131 9H132V8H131ZM141 9H142V8H141ZM185 9H186V7H185ZM194 9H193V10H194ZM217 9H218V8H217ZM219 9H221V8L219 7ZM219 9H218V10H219ZM223 9H224V8H223ZM226 9H227V8H226ZM80 10H81V9H80ZM91 10H92V8H91ZM94 10H95V9H93V11H94ZM99 10H100V9H99ZM102 10H103V9H102ZM122 10H123V9H122ZM122 10H121V11H122ZM133 10H134V8H133ZM137 10H139V9H137ZM206 10H207V9H206ZM214 10L216 11V9H214ZM218 10L216 11L217 15H216L215 12H214V16H213V12H212V11H210V12H209V11L205 12L204 17H202V18H204V21H203L204 25H205V22H208V23H209V22L212 21V20L210 19L211 16H213V17L216 16V17L214 18V19H216V20L219 19V17H220L221 15H220V13H218ZM224 10H225V9H224ZM224 10H222V11H224ZM2 11H3V10H2ZM2 11H1V12H2ZM9 11H10V10H9ZM56 11H57V10H56ZM58 11H59V10H58ZM78 11H79V10H78ZM93 11H92V12H93ZM107 11H108V10H107ZM107 11H106L105 13H103V14H105V16H106V14H107ZM110 11H111V10H110ZM118 11H119V9L117 10V12L114 10V11H112V13H110V14H113V12H114L115 15H117V14H118ZM129 11H130V10H128V12L126 11L124 15H127V14L129 15ZM134 11H135V10H134ZM134 11H133V13H134ZM152 11H153V10H152ZM222 11H221V12H222ZM230 11L232 12V10H230ZM3 12H4V11H3ZM7 12H8V10H7ZM7 12H6V14H7ZM10 12H11V11H10ZM13 12H14V11H13ZM31 12H32V11H31ZM65 12H66V11H65ZM65 12H64V13H65ZM69 12H70V11H69ZM81 12H82V10H81ZM94 12H95V11H94ZM96 12H97V11H96ZM100 12H101V11H100ZM103 12H104V11H103ZM123 12H124V11H123ZM123 12H122V13H123ZM135 12H136V11H135ZM149 12H150V11H149ZM158 12H159V11H158ZM161 12H160V13H161ZM198 12H199V11H198ZM225 12H226V11H225ZM234 12H235V11H234ZM14 13H15V12H14ZM51 13H52V14H51ZM67 13H68V12H67ZM70 13H72V12H70ZM75 13H76V12H75ZM126 13H127V14H126ZM142 13H143V12H142ZM194 13H195V14H194ZM223 13H224V12H223ZM18 14H19V13H18ZM20 14H22V13H20ZM30 14H31V13H30ZM57 14H58V13H57ZM57 14H53V16L55 17V16H57ZM62 14H63V11H62ZM82 14H83V13H82ZM82 14H81V15H82ZM91 14H93V13H91ZM155 14H156V12H155ZM211 14H212V15H211ZM239 14H241V13H239ZM246 14H245V17H246ZM7 15H8V14H7ZM14 15H16V13H15ZM33 15H34V14H33ZM35 15H36V14H35ZM60 15H61V14H60ZM63 15H64V14H63ZM63 15H62V16H63ZM65 15H67V14H65ZM70 15H71V14H70ZM76 15H77V14H76ZM76 15H75V17H76ZM85 15L88 16L89 14H85ZM94 15H95V14H94ZM113 15H114V14H113ZM113 15H112V17L114 18ZM121 15H123V14H121ZM124 15H123V16H124ZM150 15H152V14H150ZM177 15H179V16L177 17ZM242 15H241V16H242ZM249 15H247V18L249 17ZM11 16H13V15H11ZM26 16H27V19H28V15H26ZM31 16H32V15H31ZM31 16L29 17V18H32V20L30 19L31 21H27V19H25V21L28 22V23H26V24H28V25L30 24V25H31V26H28V27H27V31H25L26 29L24 30L23 27H22L21 25H20V27H22L21 29H20L19 27L17 28V29H19V32H22V33H21V34H23L22 36H24V33H26V34L28 35V36H26L27 38L29 37V35H32V33L35 31V30H34V31L32 32V31H31V28L36 27V26H37V27H38V26L40 27L41 25H42L41 27H43V26L45 25V22H43V20H42V23H43V24H40V25L38 24V25H36V24L34 23L35 26H33V25H34V24L32 25V23L34 22V21H33V18L36 17L37 15H36V16H33V17H31ZM47 16H46V17H47ZM78 16H79V15H77V18H76L77 21H79ZM82 16H83V15H82ZM90 16H91V15H90ZM146 16H147V15H146ZM148 16H149V15H148ZM200 16H201V15H200ZM4 17H5V16H4ZM54 17H50V18H51V19H54ZM58 17H59V16H58ZM64 17H65V16H64ZM67 17H68V16H67ZM91 17H92V16H91ZM117 17H118V16H117ZM124 17H125V16H124ZM124 17H121V18H124ZM135 17H136V16H135ZM144 17H145V16H144ZM152 17H153V16H152ZM152 17H151V18H152ZM158 17H160V16H158ZM172 17H173V18H172ZM182 17H183V16H182ZM213 17H212V19H213ZM225 17H226V16H225ZM47 18H48V17H47ZM47 18H46L45 20H48V21H49L50 18H49V19H47ZM55 18H56V21H57L58 18H57V17H55ZM72 18H73V17H72ZM82 18H83V17H82ZM99 18H100V16H99ZM102 18H103V17H102ZM104 18H105V17H104ZM119 18H120V15H119ZM133 18H134V17H133ZM133 18H131L130 21L128 20V22H127V23H128L127 26L129 25V22L131 23V20H133ZM145 18H146V17H145ZM171 18H172V19H171ZM183 18H184V19H185V18H188V16H184ZM183 18H181V19H183ZM199 18H200V17H199ZM202 18H200V19H202ZM223 18H224V17H223ZM238 18H239V17H238ZM242 18H244V17L242 16ZM254 18H255V17H254ZM38 19H39V17H38ZM38 19H37V17H36V20L39 22L40 19H39V20H38ZM87 19H88V17L86 18V20H87ZM106 19H107V18H106ZM108 19H109V18H108ZM136 19H137V20H140V21H141V20L143 21V19H142L141 17H140V19H138V17H137ZM136 19L134 18L135 21H136ZM156 19H157V18H156ZM239 19H240V18H239ZM239 19H238V20H239ZM252 19H253V18H252ZM28 20H29V19H28ZM88 20H89V19H88ZM90 20H91V19H90ZM92 20H93V17H92ZM94 20H95V19H94ZM94 20H93V21H94ZM118 20H120V19H118ZM118 20H116V21L118 22ZM177 20H176V21H177ZM209 20H211V21H209ZM246 20H247L246 18H245V20H241V21H242L241 25H243V21L247 22ZM248 20H249V19H248ZM254 20H255V19H253L252 21L250 20L251 23H252ZM72 21H73V20H72ZM77 21H76V22H77ZM81 21H82V19H81ZM100 21H102V19H100ZM100 21H98V23H99ZM104 21H106V20L104 19ZM109 21H110V20H109ZM116 21H115V22H116ZM135 21H134V22H135ZM140 21H139V22H140ZM142 21H141V23H142ZM146 21H147V20H146ZM155 21H156V20H155ZM173 21H175V20H173ZM173 21H171V22H173ZM179 21H180V20H179ZM182 21H183V20H181V22H182ZM241 21L239 20V23H240ZM20 22H21V20H20ZM20 22H19V24L24 23V20H22L21 23H20ZM29 22H32V23H29ZM60 22H62V21H60ZM69 22H70V21H69ZM69 22H68V24H69ZM83 22H84V21H83ZM91 22H92V21H91ZM94 22H95V24H96V20H95ZM115 22H113V23L111 22L110 24H107V23H106V25H107L108 27L111 25L109 28L111 29V28L114 27V29H115V26H114V25L112 26V24H114ZM139 22L136 21L135 23H139ZM149 22H151V21L149 20ZM149 22H148V23H149ZM171 22H170V23H171ZM226 22H227V21H226ZM248 22H249V21H248ZM62 23L64 24V22H62ZM85 23H86V21H85ZM102 23H103V22H102ZM122 23H123V22H122ZM178 23H179V22H178ZM231 23H232V22H231ZM235 23H236V22H235ZM237 23H238V22H237ZM13 24H14V23H13ZM19 24H18V25H19ZM48 24L52 25L53 23L51 24V22H50V23L48 22V23H47V27L50 26V25H48ZM70 24H71V23H70ZM77 24H78V23H77ZM88 24H89V23H88ZM88 24H87V25H88ZM99 24H100V23H99ZM124 24H125V23H124ZM132 24H133V22H132ZM173 24H174V23H173ZM190 24H191V23H190ZM199 24L201 25L202 22L199 23ZM226 24H229V23H226ZM258 24H259V23H258ZM6 25H7V24H6ZM75 25H76V24H75ZM75 25L73 26V28L75 27ZM79 25H80V24H79ZM81 25L85 26L86 24L84 25V24H82V22H81ZM89 25H90V24H89ZM92 25H93V24H92ZM125 25H126V24H125ZM130 25H131V24H130ZM130 25H129V26H130ZM135 25H139V26H140V23H139V24H135ZM135 25H134V26H135ZM180 25H181V23H180ZM192 25H193V23H192ZM229 25H230V24H229ZM237 25H238V24H237ZM246 25H247V24H246ZM260 25H261V23H260ZM56 26H57V25H56ZM62 26H63V25H62ZM68 26H70V25H68ZM94 26H95V25H94ZM107 26H106V27H107ZM153 26H154V25H153ZM174 26H178V25H177V24H174ZM195 26H196V25H193V27H195ZM197 26H198V25H197ZM219 26H220V25H219ZM222 26H223V25H222ZM225 26H226V25H225V23H224V30H219V31H221V34L226 33L227 30L229 31V29H230V32H231V30H232L233 27H234V24H231L232 27H229V26L227 25V26L229 27V29L225 28ZM227 26H226V27H227ZM239 26H240V25H239ZM239 26H238V27H239ZM263 26H264V25H262V27H261V28L259 27V28L262 30V29H263ZM39 27H38L39 32H37L38 30H36V32H37V33H35L36 35H38V33L40 34V28H39ZM59 27L62 28L61 26H59ZM63 27L65 28V30L67 29V25H66V26H63ZM79 27H80V26H79ZM92 27H93V26H91V28H92ZM103 27H104V26H103ZM103 27H102V29H104ZM146 27H147V26H146ZM146 27H145V26L142 27L143 30H144ZM179 27H180V26H179ZM190 27H191V26H190ZM220 27H221V26H220ZM0 28H1V27H0ZM51 28H52V27H51ZM64 28L62 29V31L64 30ZM70 28H71V27H70ZM82 28H83V30H85L84 27H82ZM85 28H86V27H85ZM100 28H101V27H100ZM100 28H99V29H100ZM132 28H133V27H132ZM132 28H131V30H132ZM148 28H149V27H148ZM176 28H177V27H176ZM28 29H30V31L32 32L31 34H28V33L30 32V31H28ZM49 29H50V28H49ZM52 29H53V28H52ZM87 29H88V28H87ZM110 29H109V30H110ZM135 29H137V26H136V28H134V30H135ZM140 29H141V28H140ZM149 29H151V27H150ZM149 29H148V31H149L148 34H150V30H149ZM158 29H159V28H158ZM162 29L165 31V29H164L163 27H160V32H161ZM221 29H222V27H221ZM226 29H227V30H226ZM20 30H21V31H20ZM23 30H24L25 32H23ZM45 30H46V29H45ZM47 30H48V29H47ZM47 30H46V31H47ZM60 30H61V29H60ZM71 30H73V29H71ZM71 30H70V31H71ZM107 30H108V28H105V30H103V31H107ZM109 30H108V31H109ZM184 30H186V29H184ZM190 30H192V29H190ZM225 30H226V32H225ZM4 31H5V30H4ZM50 31H51V30H50ZM53 31H54V30H53ZM58 31H59V30H58ZM81 31H82V29H81ZM81 31H80V33H81ZM87 31H88V30H85V33H86ZM92 31H93V30H92ZM101 31H102V30H101ZM114 31H115V30H114ZM114 31H113V32H114ZM212 31H213V30H212ZM249 31H250V30H249ZM259 31H260V30H259ZM262 31H263V30H262ZM27 32H28V33H27ZM42 32H43V31H42ZM54 32H55V31H54ZM60 32H61V31H60ZM60 32H58V33H60ZM82 32H83V31H82ZM88 32H89V31H88ZM96 32H97V31H96ZM110 32H111V31H110ZM119 32H120V31H119ZM132 32H133V30H132ZM135 32H136V30H135ZM135 32H133V35H134ZM139 32H140V31H139ZM142 32H143V31H142ZM215 32H216V30H215ZM215 32H214V33H215ZM230 32H227V33H230ZM233 32H234V31H233ZM63 33L67 35V33H65V31H64ZM74 33H75V32H74ZM85 33H84V34H85ZM92 33H94V32H92ZM106 33H109V32H106ZM137 33H138V32H137ZM137 33H136V34H137ZM165 33H166V32H165ZM181 33H182V32H181ZM207 33H208V32H207ZM212 33H213V32H212ZM216 33H217V32H216ZM227 33H226V34H227ZM1 34H2V33H1ZM17 34H18V33H17ZM26 34H25V35H26ZM33 34H34V33H33ZM52 34H53V33H52ZM52 34H51V35H48V36H50V38H49L50 40H49V41L47 40L48 38H45V37H44V38H45V42L43 41V43L48 44V43H50V42H53V41L55 40V38H56V34H55V35L53 34V36H52ZM68 34H69V32H68ZM70 34H71V32H70ZM70 34H69V35H70ZM84 34H83V35H84ZM97 34H98V33H97ZM110 34H111V33H110ZM113 34H114V33H113ZM120 34H121V33H120ZM124 34H125V33H124ZM138 34L140 35V33H138ZM138 34H137V35H138ZM148 34H147V30H146V31H144V37L140 36L141 38H144V39L142 40V39H139V38H138V39H139L138 42H140V40H142V41L140 42L139 45H141V50H140V51H141V53H142L143 55L148 54V53H150L152 50L156 49V48L153 47V46H155V45H156V42L159 41L158 38L155 37L156 39H153V38L151 37V35L149 36ZM161 34L163 35L164 33L162 32ZM161 34L159 33V35H161ZM218 34H219V33H218ZM218 34H217V36H218ZM221 34H220L219 37H217L216 34H215V36H216L217 38H220V37L222 38V36H223L224 34H223V35H221ZM260 34H261V33H260ZM36 35L34 36L35 38L32 37V38H34L33 40H32V38H30V37H29V38H30V41H29V39H26V43H27V41H28V43H30L31 41H32V42H33V41L35 42V40H36L37 42H38V41L40 42V40H37L38 36H39V39H40V35H38V36H36ZM41 35H42V34H41ZM44 35H45V34H44ZM60 35H61V34H60ZM60 35L58 36V34H57V36L59 37V38H57V39H58V40L60 39V41H63V40H64V41H63L64 43H66V42H68L69 40H71L70 38H71L72 35L69 36L70 38L68 39V41H67V39H66L68 35H67V36L64 35V37L66 36L65 39L63 38V34H62V38H60V37H61ZM73 35H74V34H73ZM85 35H87V33H86ZM102 35H103V34H102ZM111 35H112V34H111ZM114 35H115V34H114ZM116 35H117V33H116ZM141 35H143V34H141ZM180 35H181V34H180ZM187 35H188V34H187ZM246 35H248V34H246ZM45 36H46V35H45ZM92 36H93V34H92ZM100 36H101V33H100ZM105 36H107V34H106ZM112 36H113V35H112ZM112 36H111V37H112ZM119 36H120V35H119ZM119 36H118V37H119ZM176 36H177V35H176ZM224 36H225V35H224ZM224 36H223V37H224ZM17 37H18V36H17ZM26 37H25V38H26ZM51 37H55V38L53 39V38H51ZM73 37H74V36H73ZM84 37H86V36H84ZM103 37H104V36H102V38H103ZM108 37H109V35H108ZM115 37H116V36H115ZM158 37H159V36H158ZM174 37H175V36H174ZM247 37H248V36H247ZM8 38H9V37H8ZM12 38H13V37H11V39H12ZM22 38L24 39V37H22ZM77 38L79 39L78 36H77ZM77 38H76V39H77ZM105 38H106V37H105ZM120 38H121V37H119V38H117V39L119 40ZM130 38H131V37H130ZM176 38H177V37H176ZM185 38H186V37H185ZM203 38H204V37H203ZM214 38H215V37H214ZM240 38H241V37H240ZM61 39H63V40H61ZM92 39H93V38H92ZM186 39H187V38H186ZM186 39H184V40H186ZM14 40H15V39H14ZM46 40H47V42H46ZM65 40H66V42H65ZM73 40H74V39H73ZM80 40H81V38H80ZM118 40H116V41H118ZM120 40H121V39H120ZM135 40H136V39H135ZM169 40H170V39H169ZM171 40H172V39H171ZM179 40H180V39H179ZM201 40H202V39H201ZM208 40H209V39H208ZM217 40H218V39H217ZM217 40H216V41H217ZM11 41H12V40H11ZM20 41H21V39H20ZM90 41H91V40H90ZM225 41H226V40H225ZM244 41H245V40H244ZM263 41H264V40H263ZM13 42H15V41H13ZM17 42H19V40H18ZM17 42H15V43H17ZM37 42H36V43H37ZM39 42H38V43H39ZM69 42H70V41H69ZM93 42H95V41H93ZM93 42H92V43H93ZM112 42H113V41H112ZM118 42H119V41H118ZM118 42H117V44H119ZM136 42H137V41H136ZM173 42H175V40H173ZM230 42H232V41H230ZM4 43H5V42H4ZM11 43H12V42H11ZM19 43H20V42H19ZM43 43H42V44H43ZM61 43H62V42H61ZM64 43H63V44H64ZM96 43H97V42H96ZM110 43H111V42H110ZM123 43H124V42H123ZM128 43H129V42H128ZM132 43H133V42H132ZM5 44H6V43H5ZM9 44H10V43H9ZM45 44H44V45H45ZM50 44H51V43H50ZM50 44H48L47 46H50ZM52 44H54V43H52ZM52 44H51V45H52ZM63 44H62L61 47L59 46L61 50H62V47L65 48V46H66V44H65V45H63ZM68 44H70V43H68ZM113 44H114V43H113ZM115 44H116V43H115ZM125 44H126V43H125ZM166 44L169 45V43H166V42H165V44H164V43L162 42V39H161V43L158 45L159 48L157 47V48H158L157 50L160 49V51H161V50L164 48V45L166 46ZM210 44H211V43H210ZM213 44H214V43H213ZM215 44H216V43H215ZM229 44H230V43H229ZM232 44H233V43H232ZM27 45H29V47L33 46L32 43H31V44H27ZM94 45H98V44H94ZM111 45H112V43H111ZM132 45H133V44H132ZM136 45H138V43L135 44V46H136ZM258 45H260V44H258ZM39 46H40V48L38 47L39 50H38V49L36 50V48H35V50H33V51H35V52H36V51H37V52L39 51V52L36 53V54H39V55L41 56V57L39 56V57H40V60H38L36 56H35L34 60L37 59V60H36V61H38L37 63H39V61H40V63H42L41 60H43V64H44V62H45L46 59H47L46 57H48V55H49V53H50L51 48H50V50H49V48H47V49L45 48L46 46H42V45H39ZM55 46H57V45H55ZM67 46H68V45H67ZM74 46H75V45H74ZM92 46H93V45H92ZM92 46H91V47H92ZM112 46H114V45H112ZM112 46H111V47H112ZM117 46H119V48H121V47H120V44L117 45ZM133 46H134V45H133ZM156 46H157V45H156ZM169 46H171V45H169ZM239 46H240V44H239ZM29 47H28V48H29ZM41 47H43V48H41ZM68 47H69V46H68ZM68 47H67V48H68ZM87 47H88V45H87ZM167 47H168V46H167ZM186 47H187V46H186ZM224 47H225V46H224ZM234 47H235V46H234ZM257 47H258V46H257ZM64 48H63V50H64ZM84 48H86V47H83L82 50H85ZM93 48H94V46H93ZM98 48H99V47H98ZM116 48H117V47H116ZM116 48L112 47V48L106 49L105 52L110 51V52H111L110 55L113 57V53H114L113 51L116 50ZM169 48H170V47H169ZM183 48H184V47H183ZM12 49H13V48H12ZM18 49H19V48H18ZM23 49H24V48H23ZM25 49L28 50L27 48H25ZM25 49H24V52H25ZM41 49H43V50L41 51ZM80 49H81V48H80ZM86 49H87V48H86ZM94 49L96 50L97 47H95ZM132 49H134V48H132ZM259 49H260V48H259ZM2 50H3V49H2ZM5 50H6V49H5ZM5 50H4V52H5ZM8 50H9V49H8ZM19 50H20V49H19ZM30 50L32 51V49H30ZM44 50H45V51H44ZM65 50H66V48H65ZM78 50H79V49H78ZM88 50H89V48H88ZM88 50H86V51H88ZM97 50H98V49H97ZM117 50H118V49H117ZM245 50H246V49H245ZM257 50H258V49H257ZM12 51H13V50H12ZM16 51H17V50H16ZM20 51H21L20 53L23 52L22 49H21ZM33 51H32V52H33ZM43 51H44V53H43ZM46 51H48L49 53H47ZM52 51H53V50H52ZM56 51H57V50H56ZM79 51H81V50H79ZM79 51H77V53H74V54H72L73 51H72V52L70 51L71 53H70V52H67V54H64V57H65V58H64V57H61V56H58V57H57L58 59L56 58L57 60H55V59L53 60V59H52L51 61L47 62V64L45 63V64H44V68H45V69H44V71H42V72L40 73V76H37V74H36V75H35V74L33 75V73H31V72H34L36 69H38V72H40L39 68H36V66H35V67H34V66L32 67V65H34V64H31V66L29 65V66L31 67V69H32V68L35 69V70L33 71V69H32V70H29L30 67H29V68L26 67V68L28 69V71H29V72H26V73H28V74L31 73V74H32V75L30 74L31 77L28 75V77H29L30 79L27 77V79H29V80L26 81V82H23V81H24V79H23L22 82L20 81V83H22V84H18V85H17V83H14V84H15L14 87H13V88L11 87L12 89H11L9 92H7V90H6V91H4L3 95L1 94L2 96L0 95V137H1L0 139H2V137L4 136V135H3L4 133H7V134H8L7 136H8L10 139H11V138H12V139H13V138H15V139H19V138H21V137H25V136H27V137H28V136H29V137H30V136H31V137L33 136L34 139L37 137V140H38V138H39V136H40L39 134H41V133H42V134H43V133L46 134L47 132H49L48 130H47V132H46V129H47V128H45V127H46V126H45V123L42 121V119H40L41 116L39 117V115H41V114H43V113H45V112H46V114H51V113H52V114H57V115L64 114L65 117L71 115L70 111H69L68 109H66V108H69V107L64 108V104H62V103L60 104L59 102L63 99L62 96L65 95L64 98H66V94H63V93L67 92V90L70 88V87H69L70 85L68 84V82H69V78H68V76H71V75H72L73 72L71 73V71H73L75 68H74V65H73L72 68H70L69 66L72 64V62H73L74 60H75V61H74L75 64L78 62V61L76 62V59H75V58H77V57L81 58L82 56H84V53H83V52H79ZM123 51H125V50H123ZM123 51H121V50L119 49V51H117V53H119V54H117V55H119V56L122 55L121 52H123ZM135 51H136V50H135ZM247 51H248V50H247ZM258 51H259V50H258ZM1 52L3 53V51H1ZM17 52H18V51H17ZM24 52L22 53L23 56L25 55ZM26 52H27V51H26ZM35 52H34V53H35ZM58 52H59V50H58ZM180 52H181V51H180ZM191 52H192V51H191ZM2 53L0 54V57H1V58H3V57L5 56V55L3 54V57H2V56H1ZM15 53H16V52H15ZM30 53H31V52H30ZM40 53H42V55L44 54V56H45V53H47L48 55H46V57H45V59H44V58H42V55H41ZM56 53H57V52H56ZM56 53H54V51H53V52H51V55H49V56H52V54H56ZM68 53L72 54L73 56L69 55ZM82 53H83V55H82ZM90 53H91V52H90ZM126 53H127V51H126ZM129 53H130V52H128L127 54H129ZM134 53L136 54V52H134ZM159 53H160V52H159ZM62 54H63V52H62ZM87 54H88V52H87L85 55L87 56ZM92 54H93V53H92ZM92 54L88 55V56H87V59L83 57V60H82V59H81V60L84 61V59H86V61H87L88 58H90L91 56H92V57H91L90 59H92V58H93V55H92ZM99 54H100V53H99ZM107 54H108V53H107ZM173 54H174V53H173ZM195 54H196V53H195ZM197 54H198V53H197ZM197 54H196V55H197ZM199 54H200V53H199ZM225 54H226V53H225ZM255 54H256V53H255ZM259 54H260V52L257 53V55H258L257 57L262 56V61L259 59L258 62L261 61V62L264 63V46H263V48H262V50H261V55H259ZM12 55H13V54H12ZM20 55H21V54H20ZM32 55H33V54H31V56H29V57H31V60H32L33 57H34V56L32 57ZM67 55H68V57H67ZM104 55H105V54H104ZM131 55H132V54H131ZM136 55H137V54H136ZM159 55H160V54H159ZM159 55H158V56H159ZM190 55H191V54H190ZM223 55H224V54H223ZM15 56H16V54L14 55V58H16ZM44 56H43V57H44ZM62 56H63V55H62ZM86 56H85V57H86ZM115 56H116V55H115ZM132 56H133V55H132ZM162 56H163V55H162ZM176 56H178L177 52H176ZM176 56H175V58H176ZM179 56H180V54H179ZM182 56H183V55H182ZM182 56H180V57H182ZM184 56H186V55L184 54ZM193 56H194V55H192V57H193ZM198 56H199V55H198ZM246 56H247V55H246ZM246 56H245V57H246ZM8 57H9V56H8ZM19 57H21V56H17L16 59H18ZM59 57H60V58H59ZM70 57H71V59H70ZM73 57H74V58H73ZM104 57H105V56H104ZM104 57L102 56V58H104ZM117 57H118V56H117ZM128 57H129V56H128ZM133 57H134V56H133ZM143 57H144V56H143ZM143 57H141V58H142L141 60H144V59H145V58H143ZM180 57H179V59H180ZM188 57H191V56H188ZM195 57H196V56H195ZM223 57H224V56H223ZM248 57H249V56H248ZM253 57H254L255 59H257L256 55H254ZM41 58H42V59H41ZM48 58H50V57H48ZM51 58H52V57H51ZM72 58H73L74 60H72ZM118 58H119V57H118ZM159 58H160V57H159ZM159 58H158V59H159ZM175 58H174V59H175ZM184 58H185V57H183V59H184ZM254 58L252 59V58L249 57V59H247V60L245 59V60H246L247 62H248V60H249V64H250L251 61L254 60ZM3 59H4V58H3ZM9 59H10V58H9ZM11 59H12V61H11V63H9L10 66H9V65L7 66L6 64H5V65H6L5 67H3V65H2V67L0 66V92L3 91V90L5 89V87L7 88V86L9 85V84L7 85L8 82L5 80L4 77L6 76V74H8V70L10 69L9 67H11V64H12L13 60L16 61V59H13V58H11ZM24 59H25V58H24ZM148 59H149V58H148ZM171 59H172V61H173V58H171ZM179 59H178V58L175 59V60H177V61H174V63H175V62H176V63L178 62V63H177V65H178V64H179ZM191 59H193V58H191ZM251 59H252V60H251ZM93 60L96 61V59H92V61H93ZM112 60H114V59H112ZM129 60H131V58H130ZM141 60H140V61H141ZM149 60H150V59H149ZM180 60H182V59H180ZM186 60H187V58H186ZM193 60H194V59H193ZM193 60H192V61H193ZM200 60H201V59H200ZM202 60H203V59H202ZM245 60H243V61H245ZM0 61H1V60H0ZM17 61H18V60H17ZM27 61H29V60H27ZM27 61H26V62H27ZM36 61H35V62L33 61V62H34L35 64H37ZM64 61L67 62V63L70 62V64L68 63L69 65H68L67 68H66V66L64 65ZM89 61H90V60H89ZM115 61H116V60H115ZM115 61H114V62H115ZM131 61H132V60H131ZM147 61H148V60H147ZM147 61H146V59H145L144 62L146 63ZM152 61H153V60H152ZM167 61H168V60H167ZM167 61H166V62H167ZM172 61H171L170 65L168 64L169 66L167 65L168 68H167L166 70H168V69L170 70V68H169L170 66H171L172 68H174V70H175L177 67H179V66H177L176 64H173V65H175V66H177V67H174L173 65H171V64H172ZM192 61H190V59H189L188 62H192ZM219 61H220V60H219ZM223 61H224V60H223ZM231 61H232V60H231ZM239 61H240V60H239ZM243 61H241V63H244V64H245V62H243ZM255 61H256V60H255ZM8 62H9V61H8ZM26 62H25V66H27V65L29 64V63L26 64ZM87 62H88V61H87ZM87 62L84 61V65H85ZM98 62H99V61H96V64H98ZM128 62H129V61H128ZM184 62H185V61L183 60L182 63H184ZM194 62H195V61H194ZM236 62L238 63V61H236ZM236 62H235V66L237 65ZM258 62H257V63H258ZM80 63H81V62H80ZM88 63H90V62H88ZM100 63H101V62H100ZM141 63H142V62H141ZM168 63H169V62H168ZM195 63H196V62H195ZM231 63H233V62H231ZM257 63H256V64H257ZM16 64H17V63H16ZM43 64H41V65H43ZM90 64H91V63H90ZM96 64H94V66H92V67H95V68H96V67H100V65H101V64H100V65L96 66ZM113 64H114V63H113ZM147 64H148V63H147ZM150 64H151V63H150ZM153 64H155V63H152L151 65H153ZM188 64H189V63H188ZM239 64H240V63H238V65H237L238 67L236 66V68H237L238 70H240V69H242V68L244 69V67L247 66V65H246V66L243 65L244 67H242V66H241L242 64H241V65H239ZM246 64H248V63H246ZM249 64H248V66H249ZM251 64H253V62H252ZM254 64H255V62H254ZM254 64H253V65H254ZM37 65H38V64H37ZM41 65H40V67H42ZM80 65H82V63H81ZM121 65H122V64H121ZM144 65H145V64H144ZM151 65H150V66H151ZM179 65H180V67H179L180 70H182L181 67H182L183 64H179ZM186 65H187V64H186ZM217 65H218V64H217ZM225 65H226V64H225ZM230 65H232V64H230ZM21 66H22V65H21ZM82 66H83V65H82ZM89 66H90V65H89ZM128 66H129V65H128ZM184 66H185V65H184ZM240 66H241V68H239ZM250 66L252 67V65H250ZM7 67H8V69H7ZM22 67H24V66H22ZM115 67H116V66H115ZM138 67H140V66H137L136 68H138ZM145 67L147 68V66H145ZM216 67H217V66H216ZM226 67H227V66H226ZM251 67H249V68H251ZM24 68H25V67H24ZM68 68H69V69H68ZM73 68H74V69H73ZM77 68H78V69H76L75 71L79 70V67H77ZM85 68H86V67H83V71H81L82 73L84 72V69H85ZM111 68H112V67H111ZM172 68H171V71H173ZM221 68H222V67H221ZM228 68H229V67H228ZM72 69H73V70H72ZM88 69H89V67H88ZM96 69H97V68H96ZM100 69H101V67L98 68L97 70L100 71ZM115 69H116V68H115ZM177 69H178V68H177ZM218 69H219V68H218ZM237 69H236V70H237ZM243 69H242V70H243ZM89 70H90V69H89ZM166 70L164 71V69H163V71H164L165 73H166ZM169 70H168V71H169ZM236 70H235V71H236ZM245 70H246V69H245ZM253 70H254V68H253ZM259 70H260V68H259ZM259 70H258V71H259ZM263 70H264V69H263ZM10 71H11V70H10ZM24 71H26V70H23V72H24ZM85 71H87V69H86ZM92 71H93L92 73H93V76H94V73H95L94 68H93ZM131 71L133 72V69H132ZM135 71L137 72V70H134V72H135ZM157 71H158V70H157ZM161 71H162V70H161ZM168 71H167V72H168ZM229 71H230V70H229ZM232 71H233V70H232ZM243 71H244V70H243ZM246 71H247V70H246ZM35 72L37 73V70H36ZM110 72H111V71H110ZM132 72H131V73H132ZM139 72H140V71H139ZM159 72H160V71H159ZM174 72H178L177 75H179V74L181 73V72H179V71H177V70H175ZM174 72H173V73H174ZM220 72H221V71H220ZM241 72H242V71L240 70L239 73H241ZM262 72H263V71H261V73H262ZM24 73H25V72H24ZM26 73H25V74H26ZM78 73H79V72H78ZM131 73H130L129 75H132V74L134 75V74H135V73H132V74H131ZM160 73H161V72H160ZM171 73H172V72H171ZM171 73L169 72V73H166V74H167V75H168V74L171 75ZM173 73H172V75H173ZM222 73H223V72H222ZM226 73H227V72H226ZM237 73H238V72H237ZM248 73H249V72H248ZM25 74H24V75H25ZM83 74H84V73H83ZM90 74H91V73H90ZM90 74H89V76L92 75V74H91V75H90ZM150 74H151V73H150ZM163 74H164V73H163ZM166 74H165V75H162V74H161L162 77L165 76V77H163V79L165 78V80H164L165 82H167V81H166V80H167V79H166V78H167V75H166ZM217 74H218V73H217ZM223 74H224V73H223ZM230 74H231V73H230ZM235 74H236V73H235ZM241 74H242V73H241ZM244 74H245V73H244ZM258 74H259V73H258ZM24 75H23V76H24ZM26 75H27V74H26ZM26 75H25V76H26ZM136 75H137V74H136ZM141 75H144V74H140V76H141ZM154 75H155V74H154ZM154 75H153V76H154ZM161 75H160V76H161ZM175 75H176V73H175ZM218 75H220V74H218ZM225 75H226V74H225ZM225 75H222V78L225 77ZM245 75H246V74H245ZM11 76H12V75H11ZM15 76H17V75H15ZM25 76H24V77H25ZM72 76H73V75H72ZM72 76H71V77H72ZM93 76H92V77H93ZM134 76H135V75H134ZM155 76H156V75H155ZM157 76H159V74H158ZM241 76H242V75H241ZM21 77H22V76H21ZM24 77H23V78H24ZM79 77H80V76H79ZM162 77H161V78H162ZM168 77H169V76H168ZM171 77H172V76H171ZM171 77L168 78V79L170 80ZM214 77H215V76H214ZM227 77H228V76H227ZM231 77H232V76H231ZM234 77H235V76H234ZM242 77H243V76H242ZM242 77H241V78H242ZM244 77H245V76H244ZM6 78H7V77H6ZM74 78H75V77H74ZM89 78H90V77H89ZM124 78H129V77H124ZM142 78H143V77H142ZM156 78H157V77H156ZM156 78H154V79H156ZM219 78H220V77H219ZM219 78H218V79H219ZM225 78H226V77H225ZM225 78H223V79L225 80ZM229 78H230V77H229ZM235 78H236V77H235ZM248 78H249V77H248ZM16 79H18V78H16ZM90 79H91V78H90ZM94 79H95V78H94ZM94 79H93V80H94ZM115 79H116V78H115ZM115 79H114V80H115ZM135 79L137 80V77H136ZM135 79H134V80H135ZM163 79H162V80H163ZM175 79H178V78H175ZM175 79H173V80H175ZM230 79H231V78H230ZM250 79H251V78H250ZM18 80H19V79H18ZM70 80H71V79H70ZM91 80H92V79H91ZM107 80H108V79H107ZM132 80H133V79H132ZM169 80H168V81H169ZM178 80H179V79H178ZM181 80H183V78H182ZM220 80H221V79H220ZM220 80H219V81H220ZM240 80H241V79H240ZM60 81H61L60 84H63V85H61V86H59V82H60ZM71 81H72V80H71ZM95 81H97V79H96ZM117 81H118V79H117ZM138 81H139V79H138ZM158 81H159V80H158ZM164 81H162V84L164 83ZM214 81H215V80H214ZM216 81H217V77H216ZM41 82H43L44 84H42ZM64 82H65V84H64ZM84 82H85V81H84ZM91 82H92V81H91ZM136 82H137V81H136ZM175 82H176V81H174V84H175ZM221 82H222V81H221ZM232 82H233V81H232ZM252 82H253V81H252ZM40 83L43 85L42 87H44V89H43L42 87H40L42 90H41L39 93H38V92H37V93H36V92H33V88H34V87L36 88V86H38ZM69 83L71 84L72 82H69ZM113 83H114V82H113ZM123 83H124V82H123ZM160 83H161V82L159 81V84H160ZM177 83H178V81H177ZM180 83H181V82H180ZM182 83H183V82H182ZM37 84H38V85H37ZM56 84H57V87H56ZM72 84H73V83H72ZM93 84H94V87H95L96 84H95V83H92L91 85H93ZM104 84H105V83H104ZM125 84H126V83H125ZM127 84H129V83H127ZM130 84H131V83H130ZM130 84H129V85H130ZM157 84H158V83H157ZM165 84L167 85V83H165ZM169 84H170V83H169ZM174 84H173V87H172V88L169 86V87H170V88L168 89L169 91H170V89H173V90H174V88H175L176 86L178 87L177 84H175L176 86L174 87ZM209 84H210V83H209ZM213 84H216V82L213 83ZM218 84H219V82H218ZM246 84H247V83H246ZM248 84H249V83H248ZM248 84H247V85H248ZM84 85H85V84H84ZM91 85L89 84L88 86L91 87ZM146 85H147V84H146ZM146 85H144V86H146ZM180 85H181V84H180ZM180 85H179V86H180ZM211 85H212V84H211ZM234 85H235V84H234ZM239 85H240V84H239ZM247 85H246V86H247ZM40 86H41V85H40ZM97 86H98V85H97ZM108 86H109V85H108ZM108 86H107V87H108ZM112 86H113V85H112ZM141 86H142V85H141ZM155 86H156V85H155ZM159 86H160V85H159ZM171 86H172V85H171ZM199 86H200V85H199ZM213 86L216 87V85H212V86H211V87H212L211 90L213 89ZM219 86H220V84L218 85V87H219ZM122 87H123V86H122ZM125 87H126V86H125ZM156 87H157V86H156ZM156 87H155V88H156ZM161 87H162V86H161ZM165 87H166V86H165ZM165 87H164V85H163V88H165ZM230 87H231V86H230ZM85 88H86V87H85ZM88 88H89V87H88ZM92 88H93V86H92ZM128 88H129V87H128ZM139 88H140V87H139ZM139 88H138V89H139ZM155 88H154V89H155ZM158 88H159V87H158ZM220 88H221V87H220ZM234 88H235V87H234ZM244 88H245V87H244ZM36 89H39V88H36ZM159 89H160V88H159ZM175 89H176V88H175ZM208 89H209V87H208ZM39 90H40V89H39ZM65 90H66V91H65ZM81 90H83V89H81ZM88 90H89V89H88ZM88 90H87V91H88ZM90 90H91V89H90ZM90 90H89V91H90ZM113 90L118 92V89H115V87L113 88ZM124 90H125V89H124ZM139 90H140V89H139ZM155 90L157 91L158 89H155ZM155 90H154V91H155ZM160 90H163V89H160ZM168 90H167V91H168ZM200 90H201V89H200ZM203 90H204V89H203ZM206 90H207V89H206ZM209 90H210V89H209ZM217 90H218V89H217ZM35 91H36V90H35ZM64 91H65V92H64ZM87 91H86V92H87ZM105 91H106V90H105ZM105 91H104V92H105ZM143 91H144V90H142L141 92H143ZM132 92H133V90H132ZM134 92H135V91H134ZM134 92H133V93H134ZM136 92H137V91H136ZM136 92H135V93H136ZM158 92H159V93H162V92H160V91H158ZM205 92H206V91H205ZM210 92H212V91H210ZM210 92H209V93H210ZM215 92H216V91H215ZM5 93H6V94H5ZM100 93H101V92H100ZM138 93H140V92H138ZM138 93H137V94H138ZM152 93H153V92H152ZM154 93L156 94V92H154ZM159 93H158V94H159ZM102 94H103V93H102ZM116 94H117V93H116ZM120 94H121V92H120ZM120 94H118V95H120ZM127 94H128V93H127ZM201 94H202V93H201ZM203 94H204V93H203ZM210 94H211V93H210ZM213 94H214V93H213ZM215 94H216V93H215ZM67 95H68V94H67ZM75 95H76V94H75ZM104 95L106 96V94H104ZM135 95H136V94H135ZM135 95L132 94L133 97H134ZM153 95H154V94H153ZM153 95H152V97H153ZM189 95H190V94H189ZM146 96H147V97L149 96V98H151V97H150L151 95H146ZM146 96L144 97L145 100H146V98H147ZM154 96H155V95H154ZM158 96H159V95H158ZM158 96H156V97H158ZM184 96H186V95H184ZM193 96H194V95H193ZM206 96H207V95H206ZM216 96H217V95H216ZM222 96H223V95H222ZM133 97H132V98H133ZM135 97H136V96H135ZM166 97H167V96H165V99H166ZM168 97H169V96H168ZM194 97H195V96H194ZM202 97H203V96H202ZM204 97H205V96H204ZM225 97H226V96H225ZM61 98H62V99H61ZM127 98H128V97H127ZM149 98H147V99H149ZM162 98H163V97H162ZM213 98H214V97H213ZM66 99H67V98H66ZM100 99H101V98H100ZM120 99H121V98H120ZM151 99L153 100V98H151ZM151 99H149V100H151ZM204 99H205V98H204ZM207 99H208V97H207ZM127 100H128V99H127ZM130 100H131V99H130ZM130 100H129V101H130ZM213 100H214V99H213ZM62 101H63V100H62ZM64 101H65V99H64ZM64 101H63V102H64ZM68 101H69V100H68ZM118 101H121V100H118ZM129 101H128V102H129ZM132 101H133V100H132ZM135 101H136V100H135ZM142 101H144V100H141V103H142ZM165 101H166V100H165ZM209 101H210V100H209ZM228 101H229V100H228ZM75 102H76V101H75ZM122 102H123V100H122ZM122 102H120V104H122ZM139 102H140V100H139ZM167 102L169 103V101H167ZM173 102H174V101H173ZM210 102H211V101H210ZM210 102H208V103H210ZM76 103H77V102H76ZM76 103H74V104H76ZM149 103H150V102H149ZM174 103H175V102H174ZM177 103H178V102H177ZM179 103H180V102H179ZM215 103H216V102H215ZM71 104H72V103H71ZM116 104L118 105V103H116ZM116 104H115V106H116ZM124 104H125V103H124ZM124 104H122V105H120V106L122 107ZM126 104H128V103L126 102ZM126 104H125V105H126ZM130 104H131V103H130ZM128 105H129V104H128ZM128 105H127V106H128ZM137 105H139V104H137ZM164 105H165V103H164ZM170 105H172V102H171V104L169 103V107H170ZM175 105H177V104L175 103ZM242 105H243V104H242ZM70 106H71V105H70ZM72 106H73V105H72ZM72 106H71V107H72ZM167 106H168V104H167ZM167 106H166V105L164 106V107L166 108V110H167V108H169V107H167ZM173 106H174V105H173ZM173 106H172V107H173ZM194 106H195V105H194ZM212 106H213V105H212ZM237 106H238V107H237ZM237 106H236V107L239 108V105H237ZM71 107H70V108H71ZM73 107H74V106H73ZM164 107H160L161 110H162V109L164 110V109H165ZM172 107H170L168 110H170ZM174 107L176 108V106H174ZM206 107H207V106H206ZM206 107H205V108H206ZM214 107H215V106H214ZM216 107H217V106H216ZM236 107L234 108V110L231 108L230 111H232V112H233V111H234V112L236 111V115L238 116L239 111H238V109H236ZM70 108H69V109H70ZM91 108H92V107H91ZM103 108H104V107H103ZM117 108H118V107H117ZM122 108H124V106H123ZM153 108H154V107H153ZM180 108H181V107H180ZM95 109H96V108H95ZM172 109H173V108H172ZM172 109H171V110H172ZM200 109H202V108H200ZM219 109H220V108H219ZM91 110H92V109H91ZM101 110H102V109H101ZM158 110H159V109H158ZM175 110H176V109H175ZM179 110H180V109H179ZM212 110H213V109H212ZM239 110H240V109H239ZM106 111H107V110H106ZM189 111H190V110H189ZM237 111H238V112H237ZM263 111H264V110H263ZM93 112H94V111H93ZM111 112H112V111H111ZM159 112H160V111H159ZM162 112H163V111H162ZM162 112H161V113H162ZM165 112H166V111H165ZM177 112H178V111H177ZM180 112H181V111H180ZM91 113H92V112H91ZM103 113H105V112H102V114H103ZM108 113H109V112H108ZM108 113H107V114H108ZM166 113H167V112H166ZM184 113H185V112H184ZM187 113H188V112H187ZM228 113H229V111H227L226 114L224 113V114L222 115V119H219V120H220L219 122L214 123L215 121H213V123H212V122L209 121V123H208L207 125L210 126L211 124H212V125H213V124H216V125H217L216 127H217V129H218V125L221 127V124L224 123V124H226V125H224V126L229 125V127H230V122H231V121L229 120V118L227 119V116H228L227 114H228ZM240 113H241V111H240ZM242 113H243V112H242ZM96 114H97V113H96ZM141 114H142V113H141ZM144 114H145V113H144ZM158 114H159V113H158ZM158 114H157V115H158ZM162 114H163V113H162ZM181 114H182V113H181ZM188 114H190V112H189ZM191 114H192V113H191ZM260 114H261V113H260ZM86 115H88V113H87ZM108 115H109V114H108ZM115 115H116V114H115ZM115 115H114V117H115ZM157 115H156V116H157ZM159 115H160V114H159ZM167 115H168V114H167ZM184 115H185V116H188V115H186V114H184ZM205 115H206V114H205ZM232 115L234 116L233 113H230V117H231ZM241 115H243V114H241ZM263 115H264V114H262L261 116H263ZM165 116H166V114H165ZM196 116H197V115H196ZM233 116H232V117H233ZM254 116L257 117L258 115L256 114V115H254ZM90 117H91V116H90ZM94 117H95V116H94ZM97 117H100V116H97ZM104 117H105V115H104ZM106 117H107V116H106ZM116 117H118V116H116ZM188 117H190V115H189ZM193 117H194V116H193ZM193 117H192V118H193ZM238 117H239V116H238ZM47 118H48V117H47ZM82 118L84 119L85 117L83 116ZM87 118H88V117H86V121H87ZM102 118H103V115H102ZM112 118H113V116H112ZM158 118H159V117H158ZM160 118H161V117H160ZM165 118H166V117H165ZM190 118H191V117H190ZM192 118L190 119V121L193 120ZM233 118H234V119H233ZM233 118H232L231 120H232V121H233V120L235 121V118H237V117L234 116ZM89 119H90V118H89ZM89 119H88V120H89ZM91 119H92V118H91ZM91 119H90V120H91ZM104 119H105V118H104ZM107 119L109 120L108 117H107ZM182 119H183V118H182ZM182 119H181V120H182ZM198 119H199V118H198ZM261 119H262V118H261ZM84 120H85V119H84ZM99 120H100V118H99ZM105 120H106V119H105ZM185 120H186V118H185ZM258 120H259V119H258ZM49 121H50V120H49ZM96 121H98V120L96 119ZM100 121H101V120H100ZM122 121H123V120H122ZM125 121H126V120H125ZM125 121H123V122H125ZM156 121H157V120H156ZM159 121H160V120H159ZM159 121H158V122H159ZM162 121H163V120H162ZM162 121H160V122H162ZM194 121H195V120H194ZM196 121H197V120H196ZM196 121H195V122H196ZM207 121H208V119H207ZM228 121H229V124H227ZM234 121H233V122H234ZM236 121H237V120H236ZM254 121H255V120H254ZM254 121H253V122H254ZM256 121H257V120H256ZM263 121H264V120H262V122H263ZM75 122H76V121H75ZM77 122H78V121H77ZM79 122H80V123H78V124H81V125H78L77 123H74V125H71V124H70L71 126L68 127V128L65 127V126H68V125H64V127L67 129V131H68L69 129H71L72 131L74 130L75 132H76V130H78V133H77V134H78V135H81V137L78 136V135H77V137H76V134H75V133H74V135H72V136H73V137L75 136V137H76V140H78V137H80V139H82V140H80V139H79V140H80L81 144L83 145L82 141L85 139V138H83V137H84L87 133H86V131H85V129H84V130H83V133H84V134H81L82 131H81V129H80V128H81L80 126H82V128H83V125H82V122H83V121L80 119V116H79ZM91 122L94 123V120H92ZM98 122H99V121H98ZM98 122H97V123H98ZM102 122H103V120H102ZM104 122H105V121H104ZM106 122H107V121H106ZM181 122H182V121H181ZM187 122H188V121H187ZM205 122H206V120H205ZM233 122H231V123H233ZM238 122H239V121H238ZM251 122H252V120H251ZM253 122H252V123H253ZM262 122H261V123H262ZM43 123H44V125H43ZM71 123H73V121H72ZM92 123H91V124H92ZM95 123H96V122H95ZM99 123H100V122H99ZM165 123H166V121H165ZM165 123H164V124H165ZM190 123H191V122H189V124H190ZM196 123H198V122H196ZM206 123H207V122H206ZM206 123H205V124H206ZM259 123H260V121H259ZM263 123H264V122H263ZM57 124H58V123H57ZM59 124H61V123H59ZM65 124H66V123H65ZM83 124H84V122H83ZM89 124H90V122H89ZM100 124H101V123H100ZM100 124H98V125L100 126ZM103 124H104V123H103ZM103 124H102V125H103ZM116 124L118 125L117 122H116ZM154 124H156V122H155V123L153 122V126H152V125H151V126L154 127ZM160 124H161V123H160ZM180 124H181V123H180ZM189 124H186V125L188 126ZM192 124H193V126H194V128H195V126H196L195 123L192 122ZM205 124H204V125H205ZM234 124H235V123H233V125H234ZM255 124H256V122H255ZM257 124H258V122H257ZM257 124H256V125H257ZM46 125L48 126V123H47ZM49 125H50V124H49ZM75 125H77V129H76ZM95 125H97V124H95ZM95 125H94V126H95ZM190 125H191V124H190ZM190 125H189V128L191 129L192 126L190 127ZM199 125H200V124H199ZM202 125H203V124H202ZM204 125H203V126H204ZM233 125H232V126H233ZM260 125H263V124H260ZM62 126H63V125H62ZM78 126H79L80 128H79ZM127 126H128V125H127ZM158 126H159V125H157V128H158ZM176 126H177V125H176ZM176 126H175V127H176ZM222 126H223V125H222ZM245 126H246V125H245ZM257 126H258V125H257ZM257 126H256V127H257ZM72 127H73V128H72ZM89 127H90V126H89ZM89 127H88V130H89ZM112 127H113V126H112ZM116 127L121 128L122 126H121V127L116 126ZM152 127H151V128H152ZM160 127H161V126H160ZM204 127H205V126H204ZM204 127H203V128H204ZM216 127H215V128H216ZM229 127H228V128H229ZM249 127H250V125H249ZM251 127H252V126H251ZM251 127H250V128H251ZM254 127H255V125H254ZM259 127H262V126H259ZM259 127H257V129H258ZM74 128H75L76 130H75ZM84 128H85V126H84ZM99 128H100V127H99ZM114 128H115V127H114ZM148 128H149V127H148ZM185 128H186V126H184V128L181 127L182 130L185 129ZM192 128H193V127H192ZM231 128H233V127H231ZM263 128H264V127H263ZM66 129H64V132H65ZM79 129H80V130H79ZM94 129H95V128H94ZM100 129H101V128H100ZM100 129H99V130H100ZM110 129H111V128H110ZM110 129H105V130H106V134H107V132H108L107 130H110ZM115 129H116V132H117V128H115ZM121 129H122V131H123V128H121ZM121 129H120V130L118 129V130H119V135H120V136H121V132H122ZM143 129H144V128H143ZM177 129H178V132L180 131V133H181L182 130L180 129V127H178ZM179 129H180V130H179ZM187 129H188V127H187ZM187 129H186V131L184 130V131L182 132V135H186L188 132L191 133V135H192L194 129H191V130H190V129L187 130ZM221 129H222V127H221ZM224 129L226 130V127H224ZM243 129H244V128H243ZM257 129H256V130H257ZM58 130H59V129H58ZM71 130H69V131H71ZM90 130H92L91 132L93 133V129L90 128ZM95 130H96V129H95ZM105 130H104V128H103V129L100 130V131H103V133H104ZM152 130H153V129H152ZM155 130H156V128H155ZM155 130H153L152 132H154ZM189 130H190V131H189ZM215 130H216V129H215ZM215 130H214V131H215ZM222 130H223V129H222ZM228 130H230V129H228ZM250 130H251V129H250ZM260 130H261V129H260ZM69 131H68V132H69ZM72 131H71V132H72ZM79 131H81V132H79ZM97 131H98V130H97ZM100 131H98L97 133H99ZM143 131H144V130H143ZM157 131H158V130H157ZM172 131H173V133H171V135H173V134H176L175 136L178 135L177 130H176L175 133H174L175 130H172ZM191 131H192V132H191ZM194 131L196 132V130H194ZM8 132H9V133H8ZM58 132H59L61 135H63V134L61 133V129H60V131H58ZM64 132H63V133H64ZM71 132H70V133H71ZM218 132L220 133L221 130L218 131ZM251 132H254V131H251ZM255 132H256V131H255ZM255 132H254V133H255ZM257 132H258V131H257ZM30 133H32V134L30 135ZM53 133H54V132H53ZM89 133H90V132H89ZM92 133H90V134H92ZM103 133H102V134H103ZM109 133H110V131H109ZM150 133H151V132H150ZM168 133H169V132H168ZM180 133H179V135L181 136V137H180L181 140H182V137H183V138H186V136H182ZM184 133H185V134H184ZM214 133H215V132H214ZM216 133H217V132H216ZM221 133H222V132H221ZM221 133H220V134H221ZM224 133H225V132H224ZM258 133H259V132H258ZM1 134H2V135H1ZM42 134H41V135H42ZM66 134H67V133H66ZM100 134H101V133H100ZM100 134H99V136L101 137L102 134H101V135H100ZM122 134H123V132H122ZM133 134H135V133H133ZM139 134H140V133H139ZM141 134H142V133H141ZM141 134L138 136V133H136V136H138V137H142ZM260 134H261V132H260ZM46 135H47V134H46ZM58 135H59V134L57 133V136H58ZM61 135H60V136H61ZM69 135H70V134H69ZM104 135H105V133H104ZM111 135H112V133H111ZM116 135L118 136L117 139H120V136L118 135V132H117ZM146 135H147V134H146ZM252 135H253V134H252ZM254 135H255V134H254ZM35 136H36V137H35ZM42 136H43V135H42ZM60 136H59V137H60ZM67 136H68V135H67ZM82 136H83V137H82ZM90 136H91V135H90ZM93 136H96V135L93 134ZM109 136H110V135L107 134L106 137H105V136H103V137L108 138ZM149 136H150V135H149ZM187 136H189V135H187ZM235 136H236V135H235ZM249 136H251V134H250ZM256 136H258V135L256 134L255 137H253V138H257ZM27 137H25V138H27ZM29 137H28V140H30V138H31V137H30V138H29ZM33 137L31 138V140L33 139ZM61 137H62V136H61ZM68 137H69V136H68ZM85 137H86V139H87V136H85ZM143 137H145V135H143ZM143 137H142V138H143ZM152 137H153V136H152ZM160 137H161V136H160ZM170 137H172V138H169V137H168V139H173L174 135H173V136H170ZM251 137H252V136H251ZM92 138H93V140H94V139L96 140V139H98L99 137H98V138H97V137H95V138L92 137ZM134 138H136V137H134ZM146 138H147V137H146ZM190 138H191V137H190ZM205 138H206V137H205ZM229 138H230V137H229ZM238 138H239V137H238ZM248 138H249V137H248ZM253 138H252V139H253ZM259 138H260V137H259ZM259 138H258V139H255L256 142L259 140ZM10 139H9V140H10ZM12 139H11L10 141H12ZM15 139H14V140H15ZM86 139H85V141H86ZM101 139H102V138H101ZM101 139H99V140L101 141ZM108 139H110V137H109ZM111 139H113V135H112ZM111 139H110V141H111ZM157 139H158V138H157ZM168 139H166V140H168ZM186 139H189V137L186 138ZM186 139H185V141H186ZM230 139H231V145L229 144V143H230V140H227V141H229V143L227 142V143L229 144V145H227V146H226V142H224L225 145H223V147L225 148V146H226V148H225V149H226L225 152H224V148L222 147V145L220 146V148H222V150H223V153H222V150L220 149L222 154L219 153V152H220V151H219L218 154H217V158L214 157L215 160H216V162H218V163H226V162L233 161V160L236 161V162H254V161L256 160V157H254L253 155L257 154L258 151H259V149H257V148H258V144L255 142V140L252 141L251 138H250V140H251L252 142L256 143L255 145H257V146H253V148H255L254 151H253V148L251 147L252 150H249V151H248V153L250 152L251 154L249 153L250 155H249V154H248V155H244V154H246V153H245L246 151H244V152L241 151V150H242L241 148L243 147V149H244V146L239 147V145H241L242 141H241V143H239L238 140L236 141V140L233 139V138H230ZM232 139H233V142H232ZM242 139H243V137H242ZM245 139H246V138H245ZM245 139H244V140H245ZM260 139H261V138H260ZM35 140H36V139H35ZM52 140H53V139H52ZM61 140H63V137L61 138ZM64 140H65V138H64ZM64 140H63V141H64ZM89 140L92 141V139H89ZM104 140H107V139H104ZM158 140H159V139H158ZM173 140H175V139H173ZM176 140H177V137H176ZM179 140H180V139H179ZM179 140H178V141H179ZM234 140H235V145L237 144L236 146H235V145H232V144L234 143ZM248 140H249V139H248ZM250 140H249V142L247 143L248 145H249V143L251 142ZM1 141H2V140H1ZM6 141H8V140H5V143H7L5 146L10 145V144H8L9 142H6ZM32 141H33V140H32ZM32 141H31V142L29 141V143L31 144ZM85 141H84V142H85ZM91 141H89V142H91ZM100 141H99V142H100ZM107 141H108V140H107ZM137 141H138V140H137ZM140 141H141V139L139 140V143H141ZM151 141H152V140H151ZM153 141H154V140H153ZM168 141H169V140H168ZM13 142H14V141H13ZM26 142L28 143L27 140H26ZM38 142H39V141H38ZM52 142H53V141H52ZM52 142H51V143H52ZM61 142H62V141H61ZM61 142H60V143H61ZM64 142H65V141H64ZM74 142H75L76 144H78V141H74ZM97 142H98V140L96 141V143H97ZM99 142H98V143H99ZM111 142H112V143H115V141H113V140H112ZM147 142H148V141H147ZM160 142H161V141H160ZM173 142H175V141H173ZM173 142H172V143H173ZM182 142H183V141H182ZM236 142H238L239 144L236 143ZM246 142H247V141H246ZM252 142H251V143H252ZM5 143H4V144H5ZM66 143H68V142H66ZM72 143H73V142H72ZM87 143H88V142H87ZM96 143H94L95 145H97L96 149H99V148H98V145H99V144H96ZM106 143H107V142H106ZM167 143H168V142H167ZM169 143H171V142H169ZM169 143H168V144H169ZM177 143H178V142H177ZM218 143H219V142H218ZM244 143H245V142H244ZM24 144H26V143H24ZM33 144H34V143H33ZM89 144H91V143H89ZM94 144H93V142H92V145H94ZM100 144H101V143H100ZM108 144H109V143H107V145H108ZM136 144H138V143H136ZM150 144H151V143H150ZM168 144H167V145H168ZM184 144H185V143H184ZM188 144H189V143H188ZM221 144H222V143H221ZM245 144H246V143H245ZM15 145H16V144H15ZM15 145H14V146H15ZM60 145H61V144H60ZM85 145H86V144H85ZM85 145H84V147H85ZM92 145H91V147H92ZM109 145H110V144H109ZM132 145H133V144H132ZM143 145H144V144H143ZM158 145H159V144H158ZM163 145H164V144H163ZM216 145H217V144H216ZM242 145H243V144H242ZM11 146H12V145H10V147H11ZM30 146H31V145H30ZM80 146H81L80 143H79V145H76V147H79V148H80ZM88 146L90 147V145H87V147H88ZM101 146H102V145H101ZM101 146L99 145L100 148H101ZM103 146H104V144H103ZM113 146H114V145H113ZM134 146H135V145H134ZM171 146H172V145H171ZM184 146H185V145H184ZM245 146H246V145H245ZM10 147H9V148L7 147L8 150H10ZM12 147H13V146H12ZM42 147H43V150H46V149H48V147H50V145L46 142ZM55 147H56V146H55ZM72 147H74V150H75V149H76V150L78 149V148L75 147L74 143H73V146H72ZM72 147H71V148H72ZM84 147H83V148H84ZM106 147H107V146H106ZM109 147L111 148V145H110ZM114 147H116V146H114ZM151 147H152V146H151ZM166 147H169V146H166ZM185 147H186V146H185ZM29 148H31V147H29ZM29 148H28V149H29ZM56 148H57V147H56ZM83 148H82V149H83ZM85 148H86V147H85ZM116 148H117V147H116ZM171 148H172V147H171ZM173 148H174V147H173ZM186 148H187V147H186ZM245 148H246V147H245ZM249 148H250V146H249ZM11 149H12V148H11ZM50 149H51V148H50ZM50 149H49V150H50ZM52 149H53V146H52ZM52 149H51V150H52ZM59 149H60V148H59ZM80 149H81V148H80ZM102 149H103V148H101V150H102ZM107 149H108V148H107ZM111 149H112V148H111ZM178 149H179V148H178ZM239 149H241V150L239 151ZM12 150H13V149H12ZM29 150H30V149H29ZM53 150H54V149H53ZM53 150H52V151H53ZM57 150H58V149H57ZM63 150H64V149H63ZM66 150H67V149H66ZM91 150H92V151H89V152H92V154H94V153H93V152H94L93 150H95V149L91 148ZM105 150H106V149H105ZM108 150H109V149H108ZM134 150H135V149H134ZM148 150H149V149H148ZM165 150H166V149H165ZM170 150H171V149H170ZM172 150H173V149H172ZM244 150H246V149H244ZM260 150H261V149H260ZM3 151H4V150H3ZM3 151H2L1 148H0V219H1L3 216H5L6 213H9V214H10V212H12V213L14 214V211H15L16 209H19V211H20V209H22L21 207H19V205L21 206L20 203H21V202L23 203V200L29 199V197L32 196L31 192H30V194H28V193L26 194L27 190H26V192H24V190H22L21 188H19V183L16 185V188H15L12 192H10V191L8 190L9 186L11 185V184L9 185V183H11V181H14V179L17 180L18 178L16 177V178H17V179H16L15 177H11L10 180H9V176L12 175V167H13V165H14L15 157H14V154H13V153L6 154V152H5V151L3 152ZM52 151H50V153H53ZM54 151H55V150H54ZM59 151H60V150H59ZM87 151H88V150L86 149V152H87ZM97 151H98V150H97ZM102 151H103V150H102ZM110 151H111V150H110ZM115 151H116V150H115ZM149 151H151V150H149ZM168 151H169V150H168ZM192 151H193V150H192ZM252 151H253V154H252ZM42 152H43V151H42ZM62 152H63V151H62ZM62 152H61V153H62ZM64 152H65V151H64ZM64 152H63V153H64ZM66 152H67V151H66ZM68 152H69V151H68ZM71 152L73 153L72 150H71ZM71 152H70V153H71ZM84 152H85V149H83V152H82V153H83L84 155H88V154H89L88 152H87L88 154H87V153H84ZM95 152H96V151H95ZM99 152H101V151H99ZM104 152H105V151H104ZM106 152H109V151H106ZM106 152H105V153H106ZM162 152H163V149H162ZM186 152H187V151H186ZM50 153H49V155H48L49 157H50ZM63 153H62V154H63ZM105 153L102 152L101 154L104 155ZM135 153H136V152H135ZM135 153H134V154H135ZM149 153H150V152H149ZM149 153H148V154H149ZM155 153H156V152H155ZM158 153H159V152H158ZM167 153H168V152H167ZM241 153H243V154H241ZM40 154H41V152H40ZM54 154H55V153H54ZM56 154H57V152H56ZM90 154H91V153H90ZM128 154H129V153H128ZM145 154H146V152H145ZM148 154H147V155H148ZM210 154H211V153H210ZM219 154H220V155H219ZM41 155H42V154H41ZM41 155H40V156H41ZM57 155H58V154H57ZM57 155H56V156H57ZM66 155H67V154H66ZM70 155H71V154H70ZM70 155H68V156H70ZM84 155H83V156H84ZM94 155H95V154H94ZM44 156H46V158H47V154L44 155ZM60 156H61V155H60ZM72 156H73V155H72ZM101 156H102V155H101ZM157 156H159V155H157ZM262 156H263V155H262ZM36 157H37V156H36ZM49 157H48V158H49ZM54 157H55V156H54ZM65 157H67V156H65ZM128 157H129V156H128ZM194 157H195V156H194ZM203 157H204V156H203ZM42 158H43V156H42ZM63 158H64V157H63ZM63 158H61V159H63ZM67 158H68V157H67ZM70 158H72V157H70ZM102 158H103V157H102ZM106 158H107V157H106ZM136 158H137V157H136ZM145 158H146V157H145ZM152 158H154V157H152ZM37 159H39V158H37ZM43 159H44V158H43ZM54 159H55V158H53V160H54ZM108 159H109V158H108ZM132 159H133V158H132ZM158 159H159V158H158ZM162 159H163V158H162ZM198 159H199V158H198ZM55 160H56V159H55ZM68 160H69V159H67V161H68ZM127 160H128V159H127ZM127 160H126V161H127ZM130 160H131V159H130ZM155 160H157V158H156ZM155 160H154V161H155ZM40 161H41V160H40ZM65 161H66V160H65ZM137 161H138V160H137ZM145 161H146V160H145ZM159 161H160V160H159ZM234 161H233V162H234ZM58 162H59V161H58ZM68 162H69V161H68ZM152 162H153V161H152ZM156 162H157V161H156ZM206 162H207V161H206ZM50 163H51V162H50ZM52 163H53V162H52ZM61 163H62V162H61ZM144 163H145V162H144ZM230 163H231V162H230ZM234 163H235V162H234ZM259 163H260V162H259ZM43 164H44V163H43ZM145 164H147V162H146ZM195 164H196V163H195ZM215 164H216V163H215ZM262 164H263V163H262ZM53 165H54V164H53ZM131 165H132V164H131ZM141 165H142V164H141ZM147 165H148V164H147ZM246 165H247V164H246ZM23 166H24V165H23ZM39 166H41V165H39ZM42 166H43V165H42ZM56 166L58 167V165H56ZM56 166H55V167H56ZM63 166H64V165H63ZM126 166H127V165H126ZM128 166H129V165H128ZM143 166H144V165H143ZM232 166H233V165H232ZM48 167H49V166H48ZM61 167H62V166H61ZM187 167H188V166H187ZM237 167H238V166H237ZM239 167H240V166H239ZM241 167H242V166H241ZM251 167H254V165H252ZM257 167H258V170H257L255 173H257V175H258V174H262V176H263V175H264V165H263L262 167L260 166L261 168H260L258 165H257ZM257 167H256V168H257ZM34 168H36V167H34ZM38 168H39V167H38ZM150 168H151V167H150ZM150 168H149V171H150ZM228 168H229V167H228ZM247 168H248V167H247ZM256 168H255V169H256ZM41 169H42V168H41ZM131 169H132V166H131ZM138 169H139V168H138ZM250 169H251V168H250ZM151 170H152V169H151ZM226 170H227V169H226ZM230 170H231V169H230ZM47 171H48V170H47ZM51 171H52V170H51ZM223 171H224V170H223ZM247 171H248V170H247ZM250 171H251V170H250ZM36 172H37V171H36ZM49 172H50V171H49ZM116 172H117V171H116ZM118 172H119V171H118ZM136 172H137V170H136ZM162 172H163V171H162ZM216 172H217V171H216ZM253 172H254V171H253ZM258 172H259V173H258ZM126 173H128V171H127ZM184 173H186V172H184ZM187 173H188V172H187ZM200 173H201V172H200ZM222 173H223V172H222ZM225 173L227 174V172H225ZM241 173H242V171H241ZM241 173H240V174H241ZM47 174H48V173H47ZM116 174H117V173H116ZM148 174H149V173H148ZM163 174H164V173H163ZM240 174H239V176H240ZM247 174H248V173H247ZM14 175H16V174H14ZM117 175H118V174H117ZM117 175H116V176H117ZM129 175H130V174H127V176H129ZM223 175H225V174H223ZM248 175H249V174H248ZM39 176H40V175H39ZM39 176H38V177H39ZM118 176H119V175H118ZM118 176H117L116 178H119ZM182 176H183V175H182ZM184 176H185V175H184ZM241 176H242V174H241ZM23 177H24V176H23ZM130 177H131V176H130ZM138 177H139V176H138ZM142 177H143V176H142ZM185 177H186V176H185ZM191 177H192V176H191ZM191 177H190V178H191ZM24 178H25V177H24ZM33 178H34V177H33ZM131 178H132V177H131ZM176 178H177V177H176ZM176 178H175V179H176ZM199 178H200V177H199ZM219 178H220V175H219ZM243 178H245V177H243ZM25 179H26V178H25ZM25 179H24V180H25ZM31 179H32V177H31ZM127 179L129 180V177H127ZM256 179H257V178H256ZM21 180H23V179L21 178ZM24 180H23V182H24ZM27 180H28V179H27ZM128 180H125V181L122 180V181H124L125 183H124V184H120V185H121V186H122V185L125 186L126 181L128 182ZM137 180H139V179L137 178ZM170 180H171V179H170ZM172 180H173V179H172ZM172 180H171V181H172ZM176 180H177V179H176ZM221 180H222V179H221ZM223 180L225 181V178H224ZM226 180H228V177H226ZM239 180H241V179H239ZM19 181H20V178H19ZM19 181H18V182H19ZM135 181H136V180H135ZM173 181H174V180H173ZM201 181H202V180H201ZM23 182H21V184H22ZM42 182H43V181H42ZM129 182H130V181H129ZM131 182H132V181H131ZM196 182H197V181H196ZM236 182H237V181H236ZM253 182H254V181H253ZM27 183H28V182H27ZM121 183H123V182H121ZM153 183H154V182H153ZM188 183H189V182H188ZM217 183H218V182H217ZM25 184H26V182H25ZM130 184H131V183H130ZM130 184H129V185H130ZM148 184H149V183H148ZM192 184H193V183H192ZM197 184H198V183H197ZM205 184H206V183H205ZM214 184H215V183H214ZM218 184H219V183H218ZM218 184H217V185H218ZM235 184H236V183H235ZM249 184H250V183H249ZM252 184H253V183H252ZM8 185H9V186H8ZM23 185H24V184H23ZM127 185H128V184H127ZM145 185H146V183H145ZM151 185H152V184H151ZM151 185H150V187H151ZM173 185H175V184H173ZM193 185H194V184H193ZM217 185H216V186H217ZM233 185H234V184H233ZM255 185H257V184H255ZM121 186H120V187H121ZM124 186H123V187H124ZM148 186H149V185H148ZM229 186H230V185H229ZM234 186H236V185H234ZM128 187H130V186H128ZM150 187H149V188H150ZM153 187H154V186H153ZM196 187H197V186H196ZM211 187H213V186L211 185ZM214 187H215V186H214ZM219 187H221V186H219ZM238 187H239V186H238ZM242 187H243V186H242ZM242 187H241V188H242ZM252 187H253V186H252ZM10 188H12V187H10ZM235 188H237V186H236ZM246 188H248V187H246ZM246 188H245V189H246ZM119 189H120V188H119ZM123 189H125V188H123ZM135 189H136V188H135ZM212 189H214V188H212ZM221 189H223V188H220L219 191H220ZM245 189H244V190H245ZM248 189L251 190L250 188H248ZM141 190H142V189H141ZM141 190H140V191H141ZM224 190L226 191V189H224ZM233 190H235V189H233ZM237 190H238V189H237ZM244 190L242 189V190H240V191H241V192H244ZM117 191H118V190H117ZM125 191H127V190H125ZM138 191H139V190H138ZM210 191H213V190H210ZM216 191H218V190H216ZM216 191H215V192H216ZM255 191H256V190H255ZM255 191H253V192H255ZM49 192H50V191H49ZM95 192H96V191H95ZM98 192H99V191H98ZM104 192H105V191H104ZM177 192H178V191H177ZM215 192H214V194H215ZM220 192H221V191H220ZM237 192H238V191H237ZM241 192H240V193L238 192V193L241 194ZM253 192H251V193L253 194ZM53 193H54V192H53ZM60 193H61V192H60ZM63 193H64V192H63ZM66 193H67V192H66ZM106 193H108V192H106ZM118 193H119V192H118ZM134 193H135V192H134ZM134 193H133V194H134ZM137 193H138V192H137ZM210 193H212V192H210ZM235 193H236V192H235ZM247 193H248V191H247ZM249 193H250V191H249ZM56 194H57V193H56ZM112 194H113V193H112ZM119 194H120V193H119ZM125 194H126V193H125ZM125 194H123V192H122V195H125ZM212 194H213V193H212ZM212 194H210V195H212ZM214 194H213V195H214ZM222 194H223V193H222ZM226 194H227V193H226ZM35 195H37V194H35ZM100 195H101V194H100ZM126 195L129 196L130 193H127ZM126 195H125V196H126ZM134 195H136V193H135ZM140 195H141V193H140ZM140 195H139V196H140ZM156 195H157V194H156ZM158 195H159V194H158ZM208 195H209V194H208ZM213 195H212V196H213ZM234 195H235V194H234ZM236 195H237V194H236ZM108 196H109V195H107V197H108ZM118 196H119V195H118ZM162 196H163V195H162ZM216 196H218V195L216 194ZM228 196H229V195H228ZM242 196H243V195H242ZM34 197H35V196H33V199L31 198V199L33 200L32 202H30L31 200H28V202H24L25 205H26V203H30L29 206H28V207H31V208H29V211H30V209L33 210V209L35 208V204H36L35 201L38 200V198H37V199L34 201V199H35ZM91 197H92V196H91ZM105 197H106V196H104V198H105ZM107 197H106V198H107ZM109 197H110V196H109ZM111 197H113V195H112ZM116 197H117V196H116ZM129 197H130V196H129ZM131 197H133V195H132ZM156 197H157V196H156ZM206 197H208V196H206ZM219 197H220V194H219ZM219 197H218V198H219ZM224 197H225V196H224ZM231 197H232V196H231ZM114 198H115V197H114ZM117 198H118V197H117ZM117 198H116L117 201L115 200V201H116L115 204H114V205L112 204L114 207L111 208V207H112V206H111V207H110L111 209L108 210L109 212L106 210V212L108 213V214H107L108 217H106V219H105L104 216H103L104 219H103V217L101 218V216H100V218H99V217H98V218H95V221H97V222L95 223L96 226H97L99 220H102V221H100L99 223L102 224V223H104V222L107 221L108 224H110V225H111V223H114V224L116 223V225H117V227H118V225H119L120 223H124V222H126V221H127V218H129L130 216H132V211H133V210H135V209H140V210H141V209H143L147 204L150 203V202H146V201H144V200L142 201L141 198H140L141 201H139V199H137V200L134 199V200H135L134 203L132 202L133 199H131L132 201L129 199V201H131V202H128V199L126 200V199L122 198V196H120L119 199H117ZM134 198H135V197H134ZM137 198H138V197H137ZM214 198H216L215 195H214ZM220 198H221V197H220ZM220 198H219V199H220ZM241 198H242V197H241ZM241 198H240V199H241ZM92 199H93V198H92ZM142 199H143V198H142ZM200 199H204V198H199L198 200H200ZM208 199H209V198H208ZM216 199H217V198H216ZM219 199H217V200H219ZM221 199H222V198H221ZM231 199H232V198H231ZM107 200H108V199H107ZM147 200H148V199H147ZM149 200H150V199H149ZM149 200H148V201H149ZM151 200H152V199H151ZM192 200H194V199H192ZM195 200H196V199H195ZM195 200H194V202H195ZM204 200H205V199H204ZM226 200H227V199H226ZM232 200H233V199H232ZM249 200H250V199H249ZM76 201H77V200H76ZM91 201H92V200H91ZM152 201H153V200H152ZM202 201H203V200H202ZM214 201H215V200H214ZM229 201H230V200H229ZM233 201H235V200H233ZM262 201H263V200H262ZM197 202H199V201H197ZM211 202H212V201H211ZM221 202H222V201H221ZM225 202H226V201H225ZM227 202H228V201H227ZM227 202H226V203H227ZM85 203H86V202H85ZM85 203H84V204H85ZM107 203H108V202H107ZM170 203H171V202H170ZM188 203H189V202H188ZM228 203H229V202H228ZM235 203H237V202L235 201ZM254 203H255V202H254ZM24 204H23V205H24ZM86 204H87V203H86ZM108 204H109V203H108ZM194 204H195V203H194ZM197 204H198V203H197ZM214 204H215V203H214ZM230 204H231V203H230ZM81 205H82V204H81ZM95 205H97V204H95ZM102 205H103V204H102ZM224 205H226V204L224 203ZM224 205H223V207H224ZM231 205H232V204H231ZM255 205H256V204H255ZM258 205H259V204H258ZM61 206H62V205H61ZM84 206H85V205H84ZM89 206H90V205H89ZM91 206H92V205H91ZM106 206H108V205H106ZM214 206H215V205H214ZM227 206H228V208H229V205H227ZM250 206H251V205H250ZM22 207H23V206H22ZM66 207H67V206H66ZM76 207H77V206H76ZM76 207H75V208H76ZM80 207H81V206H80ZM87 207H88V206H87ZM92 207H93V206H92ZM210 207L212 208V206H210ZM217 207H218V206H217ZM230 207H231V206H230ZM234 207H237V208H235V210H236V209H239V205L234 206ZM248 207H249V206H248ZM60 208H61V207H60ZM103 208H104V207H103ZM103 208H102V209H103ZM107 208H108V207H107ZM208 208H209V207H208ZM211 208H209V209H211ZM215 208H216V207H215ZM225 208H227V207H225ZM225 208H222V209H225ZM263 208H264V207H263ZM13 209H14V210H13ZM62 209H63V208H62ZM62 209H61V210H62ZM85 209H87V208L85 207ZM90 209H91V208H90ZM93 209H94V208H93ZM99 209H100V208H99ZM102 209H101V210H102ZM173 209H174V208H173ZM222 209H221V211H222ZM240 209H241V208H240ZM22 210H23V209H22ZM32 210H31V211H32ZM64 210H65V209H64ZM73 210H74V209H73ZM77 210H78V209H77ZM94 210H95V209H94ZM94 210H93V211H94ZM217 210H220V209L217 208ZM225 210H226V209H225ZM233 210H234V209H233ZM71 211H72V210H71ZM75 211H76V210L73 211V214L77 213V211H76V212H75ZM78 211H81V210H78ZM93 211H92V212H93ZM96 211H97V210H96ZM138 211H139V210H138ZM223 211H224V210H223ZM223 211H222V212H223ZM227 211H228V210H227ZM229 211L231 212L232 210L230 209ZM262 211H263V209H262ZM15 212H16V211H15ZM32 212H33V211H32ZM35 212H36V211H35ZM92 212H91V213H92ZM134 212H136V211H134ZM216 212H217V211H216ZM222 212H221V215H222ZM232 212H233V211H232ZM235 212H236V211H235ZM235 212H234V213H235ZM240 212H241V211H240ZM256 212H257V211H256ZM256 212H255V213H256ZM87 213H88V212H87ZM91 213H90V215H91ZM101 213H102V212H101ZM207 213H208V212H207ZM217 213H219V212H217ZM217 213H216V214H217ZM224 213H225V212H224ZM227 213H228V212H227ZM252 213H254V212H252ZM9 214H8V215H9ZM31 214H32V213H31ZM73 214H71L73 217L76 216V214H75V215H73ZM78 214H79V212H78ZM78 214H77V215H78ZM153 214H154V213H153ZM194 214H195V213H194ZM196 214H197V213H196ZM209 214H210V213H209ZM236 214H237V213H236ZM244 214H245V213H244ZM246 214H247V213H246ZM261 214H262V213H261ZM17 215H19V214L17 213ZM26 215H27V214H26ZM71 215H70V217H72ZM80 215H82V214H79V216H80ZM87 215H88V214H87ZM87 215H86V216H87ZM140 215H141V214H140ZM212 215H213V213H212ZM223 215H224V214H223ZM225 215H226V214H225ZM225 215H224V216H225ZM229 215H230V213H229ZM229 215H228V216H229ZM233 215H234V214H233ZM6 216H7V215H6ZM11 216H12V215H11ZM23 216H24V215H23ZM32 216H33V215H32ZM79 216H78V217L76 216V217H74V218H75V219H76V218H80L81 216H80V217H79ZM88 216H89V215H88ZM96 216H97V215H96ZM170 216H171V215H170ZM187 216H188V215H187ZM210 216H211V214H210ZM214 216H215V215H214ZM214 216H213V217H214ZM217 216H218V215H217ZM219 216H220V215H219ZM224 216H222V217L224 218ZM228 216H227V217H228ZM230 216H231V215H230ZM9 217H10V216H9ZM34 217H35V216H34ZM138 217H139V216H138ZM215 217H216V216H215ZM222 217H220V219H222ZM225 217H226V216H225ZM236 217H237V216H236ZM23 218H24V217H23ZM30 218H31V217H30ZM30 218H29V219H30ZM68 218H69V217H68ZM87 218H90V217H87ZM87 218H86V219H87ZM134 218H135V216H134ZM134 218H132V219H134ZM136 218H137V217H136ZM172 218H173V217H172ZM197 218H198V217H197ZM197 218H196V219H197ZM217 218H218V217H217ZM217 218H216V219H217ZM231 218H232V217H231ZM72 219H73V218H71V219L69 220L70 223H71V220H72ZM81 219H83V218L81 217ZM81 219H80V220H81ZM98 219H99V220H98ZM149 219H150V218H149ZM191 219H192V217H191ZM220 219H219V220H220ZM1 220H3V219H1ZM73 220H74V219H73ZM73 220H72V222H73ZM91 220H93V219H91ZM134 220H135V219H134ZM158 220H159V219H158ZM173 220H174V219H173ZM173 220H172V221H173ZM178 220H179V219H178ZM194 220H195V219H194ZM222 220H223V219H222ZM225 220H226V219H225ZM3 221H4V220H3ZM12 221H13V220H12ZM23 221H24V220H23ZM77 221H79V220H77ZM145 221H146V220H145ZM159 221H160V220H159ZM262 221H263V220H262ZM0 222H1V221H0ZM25 222L27 223V221H25ZM69 222H68V223H69ZM82 222H83V221H82ZM107 222H106V223H107ZM110 222H111V223H110ZM127 222H128V221H127ZM182 222H183V221H182ZM215 222H216V221H215ZM259 222H260V221H259ZM1 223H2V222H1ZM26 223H25V224H26ZM30 223H31V222H30ZM73 223H74V222H73ZM154 223H155V222H154ZM187 223H189V222H187ZM204 223H205V222H204ZM204 223H203V224H204ZM216 223H217V222H216ZM221 223H222V222H221ZM223 223H224V222H223ZM225 223H226V221H225ZM245 223H246V222H245ZM27 224H29V222H28ZM101 224H100V226H101ZM114 224H112V225H114ZM141 224H142V223H141ZM166 224H167V223H166ZM166 224H165V225H166ZM257 224H258V223H257ZM32 225H33V224H32ZM34 225H35V224H34ZM98 225H99V224H98ZM148 225H149V224H148ZM252 225H253V224H252ZM8 226H9V225H8ZM27 226H28V225H27ZM96 226H94V229H95ZM100 226H99V227H100ZM108 226H109V225H108ZM135 226H136V225H135ZM188 226H189V225H188ZM194 226H195V225H194ZM215 226H216V225H215ZM221 226H222V225H221ZM230 226H231V224H230ZM46 227H47V226H46ZM83 227H84V226H83ZM97 227H98V226H97ZM97 227H96V228H97ZM102 227H103V226H102ZM112 227H113V226H112ZM114 227H115V225H114ZM114 227H113V228H114ZM150 227H151V226H149V227L147 226V227H146L147 229L149 228L148 231H150V229H152V228H150ZM172 227H173V226H172ZM177 227H178V226H177ZM207 227H208V226H207ZM216 227H217V226H216ZM218 227H220V226H218ZM218 227H217V228H218ZM227 227H228V226H227ZM227 227H226V228H227ZM251 227H252V226H251ZM28 228H29V227H28ZM71 228H72V227H71ZM71 228H70V229H71ZM75 228H76V227H75ZM75 228H74V229H75ZM115 228H116V227H115ZM184 228H185V227H184ZM198 228H200V227H198ZM52 229H53V228H52ZM90 229H91V227H90ZM92 229H93V228H92ZM94 229H93V231H95V230L98 231V230H99V228H98V230H97V229L94 230ZM140 229H141V228H140ZM143 229H145V228L143 227ZM147 229L145 230L146 232H148ZM155 229H156V227H155ZM181 229H182V228H181ZM185 229H186V228H185ZM221 229H222V228H221ZM72 230H73V229H72ZM80 230H81V229H80ZM85 230H86V229H85ZM111 230H112V229H111ZM137 230H138V229H137ZM157 230H158V229H157ZM166 230H167V229H166ZM228 230H229V228H228ZM42 231H44V230H42ZM45 231H46V230H45ZM69 231H70V230H69ZM75 231H77V230H75ZM75 231H74V232H75ZM133 231H134V230H133ZM140 231H141V230H140ZM143 231H144V230H143ZM145 231H144V232H145ZM155 231H156V230H154V232H155ZM158 231H159V230H158ZM196 231H197V230H196ZM203 231H204V230H203ZM211 231H212V230H211ZM211 231H210V232H211ZM215 231H216V230H215ZM13 232H14V231H13ZM48 232H49V231H48ZM59 232H60V231H59ZM88 232H89V231H88ZM111 232H112V231H111ZM124 232H125V231H124ZM163 232H164V231H163ZM216 232H217V231H216ZM221 232H222V231H221ZM225 232H226V231H225ZM230 232H231V231H230ZM72 233H73V232H72ZM98 233H101V232L99 231ZM139 233H140V232H139ZM157 233H158V232H157ZM159 233H160V232H159ZM164 233H165V232H164ZM206 233H207V231H206ZM206 233H205V234H206ZM212 233H214V232H212ZM212 233H211V234H212ZM226 233H227V232H226ZM55 234H56V233H54V230H52V232L47 233L48 236H51V235H54V236H55ZM61 234H62V232H61ZM61 234H60V236H62ZM94 234H95V233H94ZM96 234H97V233H96ZM110 234H111V233H110ZM145 234H146V233H145ZM202 234H203V233H202ZM228 234H229V233H228ZM257 234H258V232H257ZM0 235H1V234H0ZM128 235H130V234H128ZM128 235H127V236H128ZM154 235H156V234H154ZM167 235H170V234L167 233ZM195 235H196V234H195ZM200 235H201V234H200ZM200 235H199V236H200ZM225 235H226V234H225ZM4 236H5V235H4ZM37 236H38V235H37ZM37 236H36V237H37ZM42 236H43V235H42ZM45 236H46V235H45ZM45 236H43L44 239H42V242H40V243H43V242H45V241L47 240V239L45 238ZM48 236H46V237L48 238ZM84 236H85V235H84ZM163 236H164V234H163ZM178 236H180V235H178ZM203 236H204V235H203ZM0 237H1V236H0ZM43 237H42V238H43ZM52 237H53V236H52ZM145 237H146V238H144V239H146V240H147V239H150V238H151V239L153 238V236H152L150 233L146 234ZM155 237H156V236H154V238H155ZM157 237H160V235H157ZM166 237H168V236H166ZM169 237H172V236H169ZM195 237H196V236H195ZM197 237H198V235H197ZM213 237H214V236H213ZM22 238H23V237H22ZM40 238H41V237H40ZM49 238H50V237H49ZM56 238H57V237H56ZM104 238H105V237H104ZM124 238H125L124 241H126L127 239H130V238H131V239H130L129 241H131V240H132V241H135V239H132V237H130V238H129V237H128V238L124 237ZM160 238L162 239L163 237H160ZM172 238H173V237H172ZM178 238H179V237H178ZM178 238H177V239H178ZM184 238H185V237H184ZM199 238H200V237H199ZM208 238H209V237H208ZM221 238H222V237H221ZM13 239H14V237H13ZM34 239H35V238H34ZM61 239H62V237H61ZM157 239H158V238H157ZM163 239H164V238H163ZM170 239H171V238H170ZM173 239H174V238H173ZM195 239H196V238H195ZM263 239H264V238H263ZM72 240H73V239H72ZM86 240H87V239H86ZM88 240H89V239H88ZM93 240H94V239H93ZM93 240H92L91 242H90V241H88V242H90V243L93 244ZM136 240H137V241H135V243L138 242V239H137V238H136ZM155 240H156V239H155ZM155 240H154V242H156V241L158 242V241H159V239L156 240V241H155ZM185 240H186V239H185ZM190 240H191V239H190ZM202 240H203V238H202ZM208 240H209V239H208ZM25 241H26V240H25ZM35 241H37V240H35ZM39 241H40V240H39ZM39 241H38V242H39ZM54 241H55V240H54ZM58 241H59V240H58ZM62 241H63V240H62ZM94 241H95V240H94ZM132 241H131V242H132ZM139 241L142 242L143 239L141 240V238H140ZM148 241H149V240H148ZM169 241H170V240H169ZM176 241H179V240H176ZM176 241H174V242H176ZM250 241H251V240H250ZM256 241H257V240H256ZM33 242H34V241H33ZM38 242H37V243H38ZM51 242H52V240H51ZM83 242H84V241H83ZM88 242L86 241L87 244H88ZM171 242H172V241H171ZM216 242H217V241H216ZM26 243H27V242H26ZM31 243H32V242H31ZM34 243H36V242H34ZM52 243H53V242H52ZM90 243L88 244V246L90 245ZM132 243H133V242H132ZM132 243L128 242V240H127L126 242L123 243V244H124L123 248L127 249V252H126V250H125V253L129 254V251H130L131 256L134 255V254H132L133 251H136V250H137L136 248H135L136 250H132V247H133V244H132ZM138 243H139V242H138ZM150 243H151V242H150ZM158 243H159V242H158ZM217 243H218V242H217ZM252 243H253V242H252ZM43 244H45V243H43ZM43 244H42V245H43ZM46 244H47V243H46ZM83 244H85V243H82V244H81V243H78V242H77L76 244H75V243H74V244L72 243V245L67 246V249L70 248V249H76V250H77V249H79V248H82V247H83V246H82ZM87 244H85L84 246L86 247ZM92 244H91V245H92ZM151 244H152V243H151ZM156 244H157V243H156ZM159 244H160V243H159ZM184 244H185V243H184ZM240 244H241V243H240ZM0 245H1V244H0ZM20 245H21V244H20ZM49 245H50V244H49ZM49 245H47V247H48ZM61 245H63V244H61ZM91 245H90V248H91ZM147 245H149V244H147ZM152 245H153V244H152ZM152 245H150V246H152ZM160 245H161V244H160ZM160 245H159V246H160ZM180 245H181V244H180ZM7 246H8V245H7ZM31 246H32V245H31ZM39 246H40V245H39ZM54 246H55V245H54ZM54 246H53V247H54ZM57 246H58V245H57ZM80 246H82V247H80ZM93 246H94V245H93ZM93 246H92V247H93ZM175 246H176V245H175ZM177 246H178V245H177ZM244 246H245V245H244ZM32 247H33V246H32ZM37 247H38V246H37ZM44 247H45V249H46V246H44ZM62 247H63V246H62ZM100 247H101V246H94L93 251H99V252H100V250L103 248V247H101V248H100ZM40 248H41V247H40ZM64 248H65V247H64ZM149 248H150V247H149ZM153 248H155V245H154ZM161 248H162V247H161ZM178 248H179V247H178ZM226 248H227V247H226ZM230 248H231V247H230ZM3 249H4V248H3ZM25 249H26V248H25ZM48 249H49V248H48ZM53 249H54V248H53ZM84 249H86V248H84ZM84 249H83V251H84ZM88 249H89V248H87L86 250H88ZM0 250H1V249H0ZM7 250H8V249H7ZM122 250H123V249H121L120 251H122ZM131 250H132V252H131ZM144 250H145V249H144ZM149 250H150V249H149ZM151 250H152V249H151ZM153 250H154V249H153ZM155 250H158V251H159V250H161V249H160V247H159L158 249H155ZM162 250H164V248H162ZM172 250H175V249L173 248ZM176 250H178V249H176ZM176 250H175V251H176ZM256 250H257V249H256ZM33 251H34V250H33ZM36 251H37V250H36ZM52 251H53V250H52ZM80 251H81V250H80ZM80 251H79V253H81ZM89 251H90V249H89ZM158 251H157V252H158ZM167 251H168V249H167ZM29 252H30V251H29ZM29 252H28V253H29ZM66 252H68V251H66ZM91 252H92V248H91ZM140 252H141V250H140ZM159 252H163V251H159ZM159 252H158V253H159ZM36 253H37V252H36ZM39 253H40V252H39ZM68 253H69V252H68ZM121 253H122V252H121ZM121 253H120V255H121ZM125 253H123V254H125ZM146 253H147V252H146ZM155 253H156V251H155ZM158 253H157V254H158ZM166 253H167V252H166ZM227 253H228V252H227ZM41 254H42V253H41ZM47 254H48V253H47ZM74 254H75V253H74ZM77 254H78V253H77ZM77 254H76V255H77ZM81 254H82V253H81ZM90 254H91V253H90ZM100 254H101V253H100ZM112 254H113V253H112ZM135 254H136V253H135ZM137 254H138V253H137ZM137 254H136V256H137ZM187 254H189V253H187ZM26 255H27V254H26ZM28 255H29V254H28ZM28 255H27V256H28ZM64 255H65V254H64ZM79 255H80V254H79ZM87 255H88V254H87ZM148 255H149V254H148ZM165 255H166V254H165ZM245 255H246V254H245ZM40 256H41V255H40ZM65 256H66V255H65ZM110 256H111V255H110ZM129 256H130V255H129ZM142 256H143V255H142ZM162 256H163V255H162ZM194 256H195V255H194ZM243 256H244V255H243ZM28 257H29V256H28ZM37 257H38V255H37ZM91 257H92V256H91ZM117 257H118V256H117ZM132 257L135 258L134 256H132ZM140 257H141V256H140ZM170 257H171V256H170ZM221 257H222V256H221ZM234 257H235V256H234ZM249 257H250V256H249ZM51 258H52V257H51ZM74 258H75V257H74ZM223 258H224V257H223ZM227 258H228V257H227ZM15 259H16V258H15ZM28 259L30 260L31 257L28 258ZM32 259H33V258H32ZM32 259H31V260H32ZM42 259H43V258H42ZM45 259H46V258H45ZM45 259H44V260H45ZM47 259H48V258H47ZM65 259H66V257H65ZM65 259H64V261H65ZM111 259H112V258H111ZM111 259H110V260H111ZM128 259H129V258H128ZM137 259H139V257H138ZM137 259H136V261H137ZM141 259H142V257H141ZM159 259H160V258H159ZM164 259H165V258H164ZM238 259H239V258H238ZM24 260H25V259H24ZM29 260H28V262H34V261H29ZM35 260H36V258H35ZM68 260H69V259H68ZM76 260H78V259H76ZM155 260H156V259H155ZM16 261H17V259H16ZM16 261H15V262H16ZM36 261H37V260H36ZM45 261H46V260H45ZM108 261H109V260H107V262H108ZM117 261H118V259H117ZM129 261H130V260H129ZM138 261H139V260H138ZM240 261H241V260H240ZM2 262H3V261H2ZM17 262L19 263V261H17ZM17 262H16V264H17ZM28 262H24V263H22V264H27ZM37 262H38V261H37ZM37 262H34V263L36 264ZM60 262H61V261H60ZM77 262H78V261H77ZM79 262H81V261H79ZM131 262H132V261H131ZM133 262H134V260H133ZM188 262H189V261H188ZM13 263H14V262H13ZM34 263H33V264H34ZM42 263L44 264V262H41V263H40V261H39V264H42ZM64 263H65V262H64ZM104 263H105V262H104ZM112 263H113V262H112ZM115 263H116V262H115ZM117 263H118V262H117ZM134 263H135V262H134ZM145 263H146V262H145ZM147 263H148V262H147ZM28 264H29V263H28ZM31 264H32V263H31ZM56 264H58V263H56ZM106 264H107V263H106ZM110 264H111V263H110ZM121 264H122V263H121ZM128 264H129V263H128ZM178 264H179V263H178Z\"/></svg>",
	"mask_w": 264,
	"mask_h": 264
},
{
	"label": "crops",
	"instance_id": "3",
	"mask_svg": "<svg viewBox=\"0 0 264 264\" xmlns=\"http://www.w3.org/2000/svg\"><path fill=\"white\" fill-rule=\"evenodd\" d=\"M56 1V4H55V2H54V0H51V2H54V3H52L51 4V2H50V5L49 6H51V7H53L54 8V10L53 11H55L56 12V14H57V18H58V20L56 21V18H54V19H51L49 22H51V24L52 25H50L49 27H50V35L53 33L54 35L56 34V38H55V40H56V45H57V48H55L54 50L56 51H73V52H75V53H77V51H79V50H81V51H79V52H83L84 53V56H82L81 58H79V57H77L76 58V62L77 61H79V60H83V57L84 58H86L87 59V56L88 55H90V54H92V53H99V52H105L106 51V38L105 37H107V36H105L106 34L107 35H113V31L114 30H116V29H119V28H121V17L119 18H116L115 16V13L113 12V14H110V13H112V11H117L118 9H119V14H120V7H118V8H116V6H114V5H117L118 3L120 4L121 2H120V0H118L119 2H115L114 3V7H115V9L113 8V6H112V4H113V2L112 3H110L112 0H99V3H98V0H66V1H64V0H62V2L59 0V2H58V0H55ZM101 1V2H100ZM105 1V2H104ZM84 2H86V3H84ZM91 2V3H90ZM109 2V3H108ZM62 3V4H61ZM84 3V4H83ZM90 3V4H89ZM108 3L110 6H112L111 8H110V6H108L109 7V9H107V6H105L106 4ZM55 4V5H54ZM60 6H59V5ZM63 4H65V5H63ZM80 4V5H79ZM89 4V6H92L91 8H92V10H91V8L89 7V6H87ZM98 4V5H97ZM100 4V5H99ZM59 7H58V6ZM62 5V6H61ZM81 5H83V7L81 6ZM85 5V6H84ZM54 6H56V7H58L57 9H56V7H54ZM64 6H66V12L64 11V10H62L63 11V14H62V11H60L61 9H59L60 7H62V9H64ZM69 6H70V8H69ZM81 6V7H80ZM93 6H95V7H93ZM97 6H99V7H97ZM50 7V10L52 9ZM84 7L87 9L86 11H84L85 9H84ZM69 8V9H68ZM89 8V9H88ZM96 8H98V9H96ZM82 10V12H81V10ZM93 9H95L94 11H93ZM100 9V10H99ZM103 9V10H102ZM57 10V11H56ZM59 10V11H58ZM79 10V11H78ZM108 10V11H107ZM111 10V11H110ZM72 12V13H70V12ZM93 11V12H92ZM97 11V12H96ZM101 11V12H100ZM104 11V12H103ZM107 11V14H106V16H105V14H103V13H105ZM65 12V13H64ZM68 12V13H67ZM76 12V13H75ZM83 13V14H82ZM91 13H93V14H91ZM61 14V15H60ZM65 14H67V15H65ZM71 14V15H70ZM79 15L78 16V19H79V21H77L76 20V18H77V15ZM83 16H82V15ZM85 14H89L88 16H86ZM95 14V15H94ZM63 15V16H62ZM75 15H76V17H75ZM93 17V20L95 19L96 20V24H95V20L93 21L92 20V17ZM112 15L114 16V18L112 17ZM59 16V17H58ZM65 16V17H64ZM68 16V17H67ZM99 16H100V18H99ZM73 17V18H72ZM83 17V18H82ZM88 17V19L86 20V18ZM103 17V18H102ZM105 17V18H104ZM107 18V19H106ZM109 18V19H108ZM81 19H82V21H81ZM91 19V20H90ZM100 19H102V21H100ZM104 19L106 20V21H104ZM118 19H120V20H118ZM73 20V21H72ZM110 20V21H109ZM116 20H118V22L116 21ZM60 21H62V22H64V24L62 23V22H60ZM70 21V22H69ZM77 21V22H76ZM84 21V22H83ZM85 21H86V23H85ZM92 21V22H91ZM98 21H100L99 23H98ZM116 21V22H115ZM68 22H69V24H68ZM81 22H82V24H86L85 26H83V25H81ZM103 22V23H102ZM113 23V22H115L114 24H112V26L114 25L115 26V29H114V27L113 28H109L107 25H106V23L107 24H110V23ZM71 23V24H70ZM78 23V24H77ZM90 25H89V24ZM76 24V25H75ZM80 24V25H79ZM88 24V25H87ZM93 24V25H92ZM57 25V26H56ZM66 26L67 25V29L65 30V28L63 27V26ZM68 25H70V26H68ZM75 25V27L73 28V26ZM95 25V26H94ZM59 26H61L62 28H60ZM80 26V27H79ZM91 26H93L92 28H91ZM104 26V27H103ZM107 26V27H106ZM53 29H52V28ZM71 27V28H70ZM82 27H84V29L85 30H88L86 33H87V35H85L86 33H85V30H83V28ZM86 27V28H85ZM101 27V28H100ZM102 27L104 28V29H102ZM64 28V30L62 31V29ZM88 28V29H87ZM100 28V29H99ZM105 28H108V30L107 31H103V30H105ZM61 29V30H60ZM71 29H73V30H71ZM81 29H82V31H81ZM55 32H54V31ZM59 30V31H58ZM71 30V31H70ZM93 30V31H92ZM102 30V31H101ZM61 31V32H60ZM65 31V33H67V35L66 34H64L63 32ZM80 31H81V33H80ZM97 31V32H96ZM111 31V32H110ZM58 32H60V33H58ZM68 32H69V34H70V32H71V34L69 35L68 34ZM75 32V33H74ZM92 32H94V33H92ZM106 32H109V33H106ZM85 33V34H84ZM98 33V34H97ZM100 33H101V36H100ZM111 33V34H110ZM53 34H52V36H53ZM57 34H58V36L60 35L61 37L60 38H62V34H63V38L65 39L66 38V36H67V41H68V39L70 38L69 36H71V40H69L68 42H66V40H65V42L66 43H64L63 41V39H61V40H63V41H60V39L58 40L57 38H59L58 36H57ZM74 34V35H73ZM84 34V35H83ZM92 34H93V36H92ZM103 34V35H102ZM115 34V33H114ZM64 35H66L65 37H64ZM74 36V37H73ZM77 36L79 37V39L77 38ZM84 36H86V37H84ZM102 36H104L103 38H102ZM77 38V39H76ZM80 38H81V40H80ZM93 38V39H92ZM74 39V40H73ZM91 40V41H90ZM93 41H95V42H93ZM62 42V43H61ZM93 42V43H92ZM97 42V43H96ZM64 43V44H63ZM68 43H70V44H68ZM62 44L63 45H65L66 44V46H65V48H66V50H65V48L64 47H62V50L60 49V47L62 46ZM94 44H98V45H94ZM69 47H68V46ZM75 45V46H74ZM87 45H88V47H87ZM94 46V48L95 47H97V49L95 50L94 48H93V46ZM60 46V47H59ZM92 46V47H91ZM68 47V48H67ZM83 47H86V48H84L85 50H82V48ZM99 47V48H98ZM63 48H64V50H63ZM81 48V49H80ZM88 48H89V50H88ZM30 49H32V50H35V48H30ZM29 49V50H30ZM38 48H36V50H37ZM79 49V50H78ZM39 50V49H38ZM86 50H88V51H86ZM88 52V54H87V56L85 55L86 53ZM91 52V53H90ZM83 53H82V55H83ZM93 55V54H92ZM86 56V57H85ZM75 61V60H74ZM68 78H70V76H68ZM85 81V82H84ZM72 86H71V90H70V88L68 89V94L69 95H71V99H74L75 98V94H76V92H77V89H78V87H76V86H74V85H76V84H84V83H88L89 84V80L86 78V80H85V78L83 77H81V79L80 80H74V81H72ZM70 87V86H69ZM71 113V115H72V112H70Z\"/></svg>",
	"mask_w": 264,
	"mask_h": 264
}]
</instances>
